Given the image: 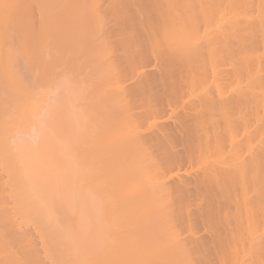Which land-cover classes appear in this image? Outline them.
Here are the masks:
<instances>
[{"label":"rangeland","instance_id":"374dc122","mask_svg":"<svg viewBox=\"0 0 264 264\" xmlns=\"http://www.w3.org/2000/svg\"><path fill=\"white\" fill-rule=\"evenodd\" d=\"M6 1L7 0H0V19L1 18H2V20H4V18H5V20L8 19V24L5 27H3V28H1V22H0V33H1V30H2V33L1 34H3L2 38L4 39V38L7 37L6 38V41L5 40L3 41V39L1 40V38H0V53L3 52V51L5 52L8 47H14L15 45L13 46V43H15V41H16L15 44H17V40H15L13 42L10 40L8 42V39H10L8 36L10 34H12V35H10L11 38L14 37L13 40L14 39H17V38L18 39H21L22 38L23 41H25L24 44L25 43L26 44H25V50L24 51H25V55H26L27 58L34 59V55H36L35 54L36 53L35 51L40 46L39 47L40 48L39 50H41L43 52L41 53L40 56L38 54L36 57L38 59L41 58V60H42L41 66L42 65L43 66H42L41 69H43V67L44 68L45 67H49V66H47L48 65L47 63H46L47 65L45 64V61H50L51 60L50 62H52V63L49 62V64H52L53 65L52 72L47 75L49 77V79H48V77L44 78V80H43L44 83L43 84L47 83V87H49V84H51L49 88H51V87L53 88V87H56L58 85V79H61L60 77H63L65 75L69 76L70 81H71V85H73V87L75 89L77 87L78 92L81 91V90L83 92V93L80 92V94L82 93L81 94V99H80V104L77 105V108L78 109H79V106H81V108H82V109L80 108L81 110H84L85 108H87V106H90V111L93 108H95V109H97L99 111V108L102 107L99 104L100 101H101V104L102 105H106L107 104L108 111L110 110V113L108 114V116L110 115V117H111L112 113L113 114H114V112L116 113V111H115L116 108L115 107L112 108V106L111 107L109 106V104H111V103L114 102L113 100L117 96V95L112 94L113 92L116 93L115 91H113V88L116 87L114 90H117L118 88H120V90H122L121 92L124 93V94H122V97H123L122 99L125 100L124 103L128 105L127 106L128 107V110H129L128 113H130V116L129 117H131V115H133L134 120H135L134 121V120H132V118H130L131 119V120H129L130 123L128 122V124H131V122H134L133 125H132V127H131L132 128L131 129L132 131L130 129H128L127 130L128 132L123 133L124 135L123 134H117V135H115V133H113V130H112L113 129V127H112L113 125L110 122L113 123V122H116L117 121L116 120L117 119L116 118L117 117L116 115H113L112 116L113 119L111 117V119L109 120V123L107 121V123L103 124L100 121L103 122L104 120H102V119L99 120V118H100L99 116L95 117L97 114L99 115V112L98 111H96V110L93 109L92 111H96V112H92L93 115H90L91 112L88 111L90 116L87 115L88 113L87 114L84 113L85 110L82 111V113L85 116H87V117H85L86 120L89 121L90 118H91V116L94 117L93 119H95L97 123L99 122L100 124H103V125H99L100 127H102L101 129H103V131H104V127L106 126V127H108L107 129L109 130V132H107V130H105L106 132L104 131V132H100V134H98L100 129H97V128H99V126L95 123V120H93V119H92L93 121L90 120V122H88V124L86 125V127H84V126L82 127V130H81L82 132H80V135H78V138H77L76 143H75V148H76L77 155L79 154L80 157L81 156L84 157V158L83 157H81V158L79 157L78 158L79 159V163L82 164L83 161L85 160L86 162L84 161V163H86V165H87L88 162L91 161L90 155L91 154H94V153L95 154L94 155H91V157L94 156V159H97L98 158V155H96V152L98 151L97 154H99V151H101L102 148L105 151H106V149L110 150L109 152H107L108 150L106 151L108 154H105L106 152L105 153L102 152L104 154V156L106 157L105 160H104V162L106 160L113 161V159L116 156H115V154H112L111 151H114L113 153H116L117 150L119 149V146L121 147V149L124 148L122 145H128V147L126 149H129V147H132V149L134 148V150H135L136 149L135 146H137V143H138V141L136 142V140L139 139V143H138L139 146L142 147V148L144 147L145 150H143L144 148L143 149H141V148L138 149L139 146H137V150L138 151L141 150L140 152L144 151V152H142V155L144 153L146 157L148 156L147 154H149V156H151V157H149V156L148 157L150 158V160H152V164H153V166H152L151 164L148 163L149 162L148 160H147L148 162L146 161L147 162L146 163L144 161V159L143 160L141 159L140 162H141V164H143L141 166L142 167V170H143V172L145 170L146 171L148 170V172H146V174L151 175V173H149V171H151V168L150 167L151 166L153 167L152 168L153 169L152 170V174H154V176L152 175V180L150 181V182H152V185H153L152 190L154 189L153 192L155 193V195L157 197L158 196L159 197H161V196L163 197V195H165V197H166L165 199H167V200H165L167 202V203H165V204H167L165 206H167V208L169 207L168 208V211H169L168 212V217H169V219L171 218L174 221L175 224L173 223V225H175L176 231H177L178 234H177V237H176L177 239H175V240L174 239H171V238L169 239L168 238L169 235L167 236L168 233L166 232L165 229L162 230L161 228H159V230H158L157 227H156L157 231H159V234H158L159 237L157 235L156 236L157 238H154L153 239L154 240V244H153V240L152 239H148L147 240L146 238H144L142 236V234L139 233L140 232L139 229H137V230L134 229L135 232H133V230L130 228L131 223L128 222L129 221L128 219H127V222L130 225H128L126 222H121V220L117 219L116 215H114L115 213L120 212L119 211L120 209H121V212H122L125 209V208L123 209V207H125V206H127L126 207V210H130L129 208H131V207H128V206H130V205H128V202L126 200H124L125 199V196L123 197V195H125V194H122L126 190H127L126 193L128 194V189H125V186H127V183L129 181L126 183V185H125V181H124V184L121 182L122 187L124 186V190L125 191L121 193V191L119 189H117L119 191L113 190L112 192L115 194L116 197H113V195H112V198L111 199H110L109 196L111 195V189L112 188H110V187H109V189L106 188V190L108 192H110V195H107L108 193L106 194L107 195V197H106L107 200H105V201H107V205L108 206H109V204L110 205H112V204L115 205V204H117V201H119L117 199H119V198L121 199L122 197L124 198V199L122 198L123 199V201H122L123 203L119 201L120 203H122L121 204L122 206L118 205L120 207L119 208L117 207L119 210H117V208H116L115 211H114V206L112 205L113 206V209L110 208L109 209V212H108V214H111L112 217H113V218L111 217L112 219H110V224H111V226H113V225L115 226L116 225L115 227L113 226L115 228V230H114L113 227H110L109 226L110 230H109V228L108 229L105 228L104 231H102L108 237L107 243H109V244L105 243V244H107V247L108 248H112L113 245L115 246L117 244V241L119 240L120 246H118L119 244L117 246H118V249L119 248L121 249V250L119 249L121 251L120 252L121 253L120 257L123 256L122 257V261L121 260H120V262L118 261L119 264H132L131 263L132 260H133V264H136V262H137V264H152L153 262H151L152 260L150 261V259H152V256H151L153 254L152 250H156V249H153L154 248L153 246H156V245H157L156 246L157 249L159 248L158 250H156V252L158 251V254H159V255L157 254L158 257L160 258L161 255H162V257L160 258L161 260H165L167 257L168 258H173V256H174V259L176 258L178 260L177 257H181L180 256L181 254H179V253L182 252V254H183V251H182V248L183 247L179 243H181V244L183 243V246H186L187 249L185 247L184 248L186 250H189L190 251V252L188 251V255H189V259L190 260H194V261L197 260V262L199 264L200 263L199 261H201V259L203 261H204V259H206V261H208V259H209L211 262H213V263H211L209 261V264H215V263L216 264H220V262H219L218 259L221 258L222 253L219 252V249H218L219 246H217V244H216L217 243L216 239L213 238L214 239V241H213L212 238H211L212 227H214L215 225H217L220 228V232H223V234H226L227 231H230L229 229H231L233 231V229L235 230V228H237V227L239 228L238 237H239V234L241 233L240 234V237H242V239L239 238L240 240H238V241L236 240V242H239V243H236L235 246H233V247L232 246L230 247L228 245L229 248L225 247L226 248V249L224 248L225 250L222 249V251H225V254L223 252L224 257L227 256V255H229V254H231L229 256L232 257L233 256L232 255L233 254L232 252L235 249L234 254L237 252L238 255L243 256V257L245 256L243 258L244 260L245 259L247 260V262H245V264H264V169H263L264 168V161H263L264 160V149L263 150L260 149L261 147L262 148L264 147V142H262V146L259 148V144L261 143L262 139H264V133H263L264 132V126L263 125H260V124H264V122H263V120H264L263 119L264 118V113L262 112L264 109H263V107H261V109H260V106L261 105L257 102L258 105H260V106H256V104L253 101V99H254L253 96L255 95V93H258L259 92V90H258V92H254L255 90H257L256 89L257 87L256 88L254 87L252 89V91L254 90L253 91L254 94L252 93L251 94L252 96H250V94H249L250 92L246 90V86H245V84H246V82L248 80L247 78L249 77V75L246 76V74L247 73H249V74L251 73L252 74V71L254 70V68L257 65V62L255 63L256 59H254L253 57L256 56L255 58H257V56H259V54L261 55L263 53V49H262V47H261L260 44H259V46L257 45L255 47L254 46L253 47L251 46V49H250V47H249L250 44H249V46H247L248 40H247V37L246 36L249 33H253L254 34L256 31H257L256 32V35H264V32L262 30H259V29H261V28H259L260 26L258 25V24H260V22L256 20V19H258L257 16L259 14H260L259 16H261V14L262 15L264 14V0H171L172 1V4L174 5V8H176V11H177L176 13L178 15H181V13L183 15L186 12L188 16L190 14L192 16V19H191V22L190 23L189 22L186 23V22H183V21L181 22L179 20L178 21V24L179 25L182 24L179 27V25L177 24V21H175L176 23H173L174 25H172V24L170 25L169 24V26H172L171 28L170 27L167 28V26H165L164 23L162 22L161 19H163V18L161 16H162L163 13H161V15L159 14L161 11L164 10L165 6L168 3L169 4L167 5V8H168V6L169 7L172 6V5H170L171 3L168 0H167V4L165 2L166 0H95V2L97 1L98 3L96 4V6H93V7H95V11H97L98 14L101 16V18L103 19V22H101V24L104 23V27L103 28L101 27V29L103 30L105 28L104 29L105 31H102L101 30L103 33L100 32V31L98 32V34H99L98 36L99 37H97V35L95 36L93 34H90V35L86 34V30L83 32V29H87L88 26H85V28H84V24L86 25V23H87L86 20L84 21V19H86V18H84V16H81L79 13L84 12L83 11L85 9L84 6L88 4V3H86L87 0H83L84 2L81 1V0H80L81 2L79 0H77L78 2L75 1V0H56V1L55 0H27V1L26 0H18L17 3H15L16 0H13L15 2H12V0H9L8 3H5ZM89 1L90 0H88V2ZM159 1H160L161 5H160ZM122 2H123V4H122ZM163 2H165V3H163ZM52 3H55V4H52ZM188 3H190V4H188ZM249 3H250V5H249ZM236 4H237V6H236ZM28 5H29V7H28ZM175 5H176V7H175ZM82 6L84 8H82ZM177 6H179V7H177ZM59 7H61V8L59 9ZM93 7L91 5L89 8L91 9ZM23 10H25V12ZM93 10H94V8L92 9V11ZM104 11H106V12H104ZM114 11H116V12H114ZM157 12H159V13H157ZM12 13H14V14H12ZM40 13H43V14L45 13V14L43 15V14H40ZM107 13L108 14L110 13V14L108 15ZM29 14H31V15H29ZM71 14H72V17H71ZM73 14H75V15H73ZM148 14H150V15H148ZM114 15H116V16H114ZM73 16H74V18H73ZM76 16H78V17H76ZM45 18L47 20H45ZM82 18H84V19H82ZM218 18H221L223 20L222 22L225 21V23L226 22L227 23L225 25H222L223 23H220ZM42 19H43L44 23L43 22H40V20L42 21ZM70 19L73 20V21L71 22ZM249 20H250V22H249ZM228 21H229V23H228ZM217 22H219V23L217 24ZM78 23L80 25H78ZM73 24H76V26H74ZM175 24L178 25V26H176ZM72 25L74 27H72ZM235 25L237 26V28H236ZM77 26H79L80 28L77 27ZM100 26H103V24L100 25ZM164 26H165V28H164ZM42 27H43V30H42ZM175 27L177 29H175ZM178 27H179V29H181L180 31H179ZM257 28H258V30H257ZM64 29H65V31H64ZM72 29L76 33L75 32H72ZM170 29L172 31H174V32H172ZM212 29H213V31H212ZM217 29L219 30V32H218ZM80 30H82V31H80ZM184 30H185V32L186 31L188 32V31L191 30L193 32V34H195L194 36L197 39V41L200 40V42H198V43L201 44V46H199L200 44H198V48L196 50L197 52L195 53V55H194V53L192 55H190V58L192 57V60L189 59L190 62H188L189 55L186 56V58H185V55L187 54V52H186L187 51L186 50V47L187 46L185 48L183 47L186 50V51L183 52L182 49L180 50L177 47V45L168 42V40L171 41V42L172 41L173 42L175 41V38L176 37L173 39L174 36H173L172 33H176V31H177V32H179V35H180V34H182V32ZM8 31H10V32H8ZM72 33L73 34L75 33V34L73 35ZM83 33H85V34H83ZM257 33H259V34H257ZM4 34H5L6 37H4ZM169 34H172V35H169ZM237 35H239V36L242 37V40H241V44L240 45H238L237 41H235V38H234V37H236V38L239 37ZM16 36H17V38H15ZM35 36H37L38 39H36L37 37H35ZM81 36H82V39H81ZM103 36L104 37H107L108 36V37L107 38H104ZM207 36L208 37L210 36L209 40L211 39V43H210L211 45H209V48H210L209 49V53L207 51L208 50L207 49V46L204 45V43H203V39L204 38L207 39ZM44 37L46 38V40H45ZM96 37L97 38L102 37L105 40L104 41L102 39L104 43L99 44L101 47L98 46L100 48V51H102V49L104 51L106 50V55H108V58H110L112 56L111 59H109V60L112 61L113 65H112L111 62H108V63H110L112 65V70L115 69L113 71L114 75H113V73H111V75H110L111 77L113 75V78H115L114 80H111L113 78H110V80L112 82L115 81L113 85H112L111 82H110V84H106L105 85V84H102L101 83L102 81L101 82L99 81L100 80V77H102L101 76V72H102L101 70H102L103 66H102V68H100L101 65H99V64L96 65L95 64L97 67L92 65V67H90L88 69H86L85 66H84V64H85V58L86 57H89L90 55H92V52L93 51H94L93 54L95 53V50L93 49V47L90 48L89 45H90L91 42H93L92 40H95L94 41L95 43L99 40V39H95ZM255 38H256V40H257V38L260 40V36H255ZM74 39H77V40H74ZM39 40H41V42ZM182 40H184V37H183ZM78 41H80V42H78ZM166 41H167V43H166ZM243 41H244V44H243ZM1 42H2V44H1ZM11 42H12V44H11ZM106 42H108L109 44L107 45ZM110 42H111V45H110ZM182 42L185 43L184 41H182ZM73 43H76V44L74 45ZM9 44L12 45V46H10ZM104 44L107 45V48H106V46ZM76 45H78L77 49H76V47H74ZM104 46H105V49H104ZM169 46H170V48H169ZM28 47L31 48V50ZM174 47H177L178 50L179 51H182L185 55L181 54L182 52H179L177 49H174ZM219 47L221 49H219ZM54 48H55V50H53ZM164 48H165L166 51L164 50ZM236 48L237 49L239 48L238 51H237ZM167 49H168V51H167ZM172 49H174V51L171 52L170 50H172ZM33 50H35V51H33ZM88 50H91V51H88ZM158 50H160V52ZM11 51H13V48H12ZM31 51H33V52H31ZM104 51H102V52H104ZM107 51H108V53H107ZM163 51H165V53H162ZM169 51H170V55L168 53ZM6 52H8V50ZM53 52H55L56 54L53 53ZM81 52H83V53H81ZM206 52H207V54H206ZM159 53L160 54L162 53L163 56H161V55L159 56ZM166 53H167V55H166ZM239 53H240V56H238ZM13 54H14V51H13ZM17 54H18V52H17ZM67 54H68V56H67ZM78 54H80V55L83 54V55L80 56ZM46 55H48V56H46ZM76 55H78L79 57H77ZM84 55L86 57L82 58ZM172 55L175 58V60L172 57ZM235 55H237L238 57L235 56ZM167 56L170 57V58H167ZM183 56H184L185 59L183 58ZM14 57H15V55H14ZM74 57H76L78 59H75L74 60ZM134 57L136 59H134ZM160 57L161 58L163 57V58L160 59ZM180 57H182V58L180 59ZM239 57H241V60L238 59L237 62H235L236 58H239ZM1 58L2 57L0 55V59ZM17 58L20 59L21 57L19 58V55H18ZM37 58H36L37 62H36V60L35 61H32V62H36L38 64V59ZM91 58H93V57H91ZM121 59H124V60H121ZM133 59H134V64H132ZM206 59H208V60H206ZM83 60H84V62H83ZM181 60L183 62H185L184 60H187L186 62L189 63V66L185 65L187 63H183ZM179 61H181V62H179ZM71 62L72 63L74 62V63L72 64ZM130 62H131V64H130ZM173 62H175V63H173ZM197 62H198V64H197ZM114 63H116V64H114ZM128 63L130 64L131 69H130ZM142 63H143V65H142ZM0 64L1 65L3 64L2 60L0 61ZM33 64H35V63H33ZM65 64L67 65V67L64 66ZM177 64L179 66L181 65V67H178L177 68ZM237 64L240 66V69L238 70L237 74L234 75L235 74L236 66H238ZM19 65L20 66H18V67L21 68V64L20 63H19ZM201 65H203V66H201ZM35 66H36V64H35ZM35 66H33V67L35 68ZM113 66H114V68H113ZM136 66H138V67H136ZM185 66H187V67H185ZM13 67H14L13 69L16 70V68H15L16 66H13ZM30 67H32V66H30ZM71 68H72V70H71ZM168 68H169L170 71L168 70ZM37 69H39V68L37 67ZM36 70H34V69L29 70V72H31V73H28V72H26L27 70H25V67H24V72L22 70V74H24V77L21 76V78H24L25 79L27 77V75H28V78L25 79L26 83H28L30 81V82L33 83L32 85H35L36 80H35V78L34 79H32V78L34 77L33 76L34 73L37 75ZM131 70H132V72H131ZM53 71H55V72L53 73ZM99 71H100V73H99ZM233 71H234V73H233ZM2 73H4V72H2ZM25 73H26V76H25ZM99 74H100V76H99ZM131 74L133 75L132 76L133 78L131 77ZM29 75H31V76L29 77ZM89 76H90V78H89ZM235 76H238L239 79H236L235 80L234 78H237ZM54 77H55V79H54ZM98 77H99V80H97ZM2 78H4V77H2ZM2 78H0V80H1L0 81V87H1V84H2V80H5L6 78H8V76H6L5 79H2ZM191 78H192V80H190ZM15 79L16 78H13V81L14 82H15ZM27 79H29L28 82H27ZM183 79H185V80L187 79L188 82H190V83H188V82L185 83L186 81H184ZM47 80H48V82H47ZM49 80H52V81L49 82ZM234 80L236 82L239 80L238 81L239 83L242 82V85L241 84L240 85L242 87L244 85L245 86V87H243L244 88V91H247L246 93H244V91L243 92H240V93H243V96H242V94H241V96L239 95L240 96V99L242 101L239 100L238 95L235 96L236 95V92H235L236 90L234 91V89L236 88V86H235L236 82ZM17 81H19V80H17ZM85 81L88 82V83H86ZM97 81H98V83L100 82L102 85L100 86V84L99 85L96 84ZM30 82H29V84H31ZM90 82H92V84ZM144 82H145L146 85L143 84ZM182 82H184V83H182ZM107 83H109V82H107ZM115 83L117 84V86L115 85ZM90 84L92 85V88H91V85ZM136 84H137V86H136ZM109 86L112 89H109ZM144 86H146V87L144 88ZM15 87H17V88L18 87L19 88L22 87L20 90L23 91V93L26 90V89L23 88V85L22 86H15ZM1 88H2L3 94H2ZM1 88H0V91H1L0 92V97H2V98L3 97H8L7 99H9V97H13L14 94H16V97H13V98L22 97L25 100H27V99L30 100L31 99L30 96H27L29 94L28 91H26L27 95H25L26 93L24 95L23 94L19 95L16 92L17 88L15 89V92L16 93H14L13 90H9L11 92H8V90H3V87H1ZM43 88H44V86L41 87V89H43ZM98 88H103V90L102 89L99 90ZM104 88H107V90L105 91ZM45 89H46V86H45ZM130 89H131V91H130ZM175 89H176V91H175ZM95 90H97V91H95ZM4 91H5L6 95H5ZM153 91H155V92H153ZM10 93L11 94L14 93L13 96L10 95ZM106 93H107V95H106ZM133 93H134V95L135 94L136 95L134 96ZM154 93H155V95H154ZM219 93H220V95H219ZM1 94L3 96H1ZM111 94L114 95V96H112ZM166 94H170V95H166ZM246 95H249V96H246ZM256 95H258V94H256ZM256 95H255V97H256ZM136 96L137 97L139 96V97L137 98ZM205 96H207V97H205ZM111 97L112 98L115 97V98L112 99V102H109L111 100ZM218 97H220V98H218ZM237 97H238V99H237ZM232 98H234V99H232ZM133 99H134V101H133ZM205 99H207V100H205ZM3 100H5V99H3ZM1 101L2 100H0V105H1L0 108L5 107L6 104H7V107L6 108H9L8 106L11 104L9 100H7V101H9V103H5L4 102V105H3V101H2V103H1ZM186 101H187V103H186ZM205 101H206V103H205ZM246 101H248V102H246ZM172 102H174V103L172 104ZM193 102H194V104H193ZM219 103H221V104H219ZM200 104H202V105L200 106ZM205 104H207V105L206 106H203ZM210 104H211V106H210ZM83 105H85V106H83ZM198 105H199V107H198ZM204 107H206V109L205 110H202V108L204 109ZM219 107H220V109H219ZM232 107H234V108H232ZM211 108H212L213 111L211 110ZM254 108H256V109H254ZM9 109H11V106H10ZM255 110H257V111H255ZM198 111H199V113H198ZM220 111H221V113H220ZM225 111H227V112H225ZM142 112H143V114H142ZM148 112L153 113V114H150ZM12 113H13V110L10 112V115H12ZM94 113H96V114H94ZM201 113H202V115H201ZM204 113H205V115H204ZM149 114H150V116H149ZM197 114H198V117L199 116H201V117L197 118V120H196ZM237 114L241 115L242 118L237 119V121H236V118H238V115ZM10 115L8 114V115H6V116L3 117V120L4 121H6L9 118V120L6 121L8 123H6L3 120H1L2 119L1 118L0 119V125L2 123L3 124L4 123L7 124L8 127H9V125H12V121H13V118L15 116H13V118H12V116H10ZM146 115H148V116H146ZM175 115H177L178 117L175 116ZM181 115H183V116H181ZM224 115H226V116L229 115L230 116L231 119L229 118L230 119L229 121H230V124H232V126H228V124L226 125V123H228V121H226V118H224L225 117ZM235 116H237V117L235 118ZM5 117H8V118L7 119H4ZM110 117L105 118V119L108 120ZM139 118L141 120H139ZM234 118H235V120H234ZM258 118L260 119V121H261V119H263L261 121L263 123H261ZM188 119L190 120L189 122H188ZM176 120H178V121H176ZM238 120L241 121V122H239ZM242 120L245 121V122L243 123ZM200 121H201V123H200ZM85 122H87V121H85ZM135 122H137V123L135 124ZM178 122H179V124H178ZM90 123L92 124V126H97V128L93 127L94 128L93 129L92 126H89V125H91ZM181 123L182 124H185L186 126L182 125ZM192 123H194L193 126H189ZM93 124H96V125H93ZM107 124H108V126H107ZM158 124H159V126H158ZM174 124H176V125H174ZM234 124H235V126H234ZM149 125L152 126L151 129H150ZM3 127L4 126H2V128ZM110 127H111V129H110ZM228 127L231 128V131H229L228 133H231L233 140L232 139L230 140L231 136L227 133V130L226 129ZM186 128L189 131V133H188L187 130H185ZM5 129H6V132H5L6 134H4L3 131H1L3 129L0 130V136H1L0 137L1 138L0 139V143L3 142L4 143V144L2 143L3 145H6L9 142V138H8L9 135H10L9 133L12 134V131L13 130H11V129H13V127L11 129L9 127V130L11 132H9V130H7L8 128L5 127ZM255 129H256V131L258 133L255 131ZM129 130L131 131V133H129ZM133 131L135 133H133ZM160 131L164 133L163 134L164 137H160L161 134H162ZM188 134H190V135H188ZM248 134L249 135H252L253 134V136L255 138L253 137V139H250L251 140L250 141L249 140L250 137L249 138L247 137L248 138V141H249L248 142L247 139H246V136H248ZM82 135H83V137H82ZM100 135L102 136L103 141L105 142V143H102V145H101V141L99 142L98 141V138L96 139V137L99 136V140H100ZM121 135H122V137H121ZM131 135H133V138L131 137ZM134 135H138V137L136 138V136H134ZM207 135H208V137H207ZM128 136L130 138H132V140L130 138H128ZM226 136H228V137H226ZM94 137H95L96 140L94 139ZM105 137H106V139H105ZM116 137H117V141L115 140ZM2 138H5L6 141H8V142H4L5 139H3V141H2ZM80 138H82V142H81V139ZM124 139H125L126 142H128L127 144L124 141ZM129 139L131 140V142L129 141ZM260 139H261V141H260ZM216 140H218V142ZM234 140H237V143L236 142H232V143H234V145L236 143L237 146H239V147L242 146L243 147V148L240 147L239 150H238V152H237V155H234L236 157L233 156L232 151H231L232 150L231 141H234ZM106 141H108V142L106 143ZM114 141H115V143H114ZM97 142H98V144H97ZM116 142H118V143H116ZM108 143H110V144H108ZM120 143H122V144H120ZM123 143H125V144H123ZM133 143H134L135 146L133 145ZM150 143L152 145H150ZM193 143H194V145H193ZM249 143L254 144L255 146L258 145V146H256V148L258 147L257 150H256V152H257V154H259V156L256 154L257 155L256 160H257V165H258L257 166L258 171L254 175L255 177L254 176H251L252 171L248 168V165H246L247 159L249 161L250 158H251V157H249V153H248L249 151H247V155L244 154V153H246L245 150H244L245 147H247L248 150H249V147H251V145L248 146ZM2 144H0V145H2ZM114 144H118L119 146L117 147ZM129 144H131V145H129ZM140 144H142L143 146L140 145ZM197 144L200 145L199 146L200 148L197 147L198 146ZM98 145H99V147H98ZM109 145H110V147H109ZM204 146H205V149L207 148L206 149L207 152L204 149ZM6 147L8 148V145ZM188 147H193V149L194 148L195 149H194V151L191 152L190 150L192 148H190V150H189V149H187ZM196 147L199 150L198 149L196 150ZM254 147H252V148L253 149H256ZM99 148H101V149H99ZM113 149H115V150H113ZM121 149H119V151H121ZM241 149H243V150H241ZM203 150H205V151H203ZM258 150H260V151H258ZM79 151H82V153H80ZM133 151H131V149H130V150H128V153L131 154V152H132V154L134 155ZM193 152L196 153V157H195V154H192L189 157V154L188 153H193ZM209 153H211V155ZM170 154H171V157L173 155L174 158H171L170 157ZM198 154L200 155V157H199ZM215 154L216 155L223 156V159L217 160L218 162L215 165L218 168H220V170L219 169L217 170V174L215 172V169H213V168H215L214 165H211V168L212 169L210 168V171L212 173L215 172L214 175H216V177H217L216 179L218 181L216 183L210 182L212 184H208L207 182L203 183V179H202V182L199 181V180H201V179H199L201 177H198V176H202L201 175V174H203L202 169L205 170L204 169L205 166H206L205 168L207 170L209 169V166H208L209 164L204 165V164H201V163H204L207 160L208 161H212L215 158ZM100 155H101V153H100ZM197 155H198V158H197ZM113 156H115V157L113 158ZM176 156H177V158H176ZM203 156H204V158H201ZM226 156H228V157H226ZM95 157H97V158H95ZM129 157H130V155H129ZM133 157H135V155ZM206 157L209 158V159H207ZM8 158H9V156H8ZM82 158H83V160H82ZM190 158H192V160ZM199 159H202V160L204 159V160L203 161L201 160L202 161L201 162ZM258 159H259V161H258ZM4 160L7 161V159H6L5 156H4ZM8 161H9V159H8ZM8 161H7V163H8ZM231 161H232V163H231ZM240 161H242V162L244 161V163L246 162L245 163L246 168H244V171H245L246 175L249 174L248 176L244 175L245 176L244 179H246L247 181H244V183L241 184V185L238 182H235V181L232 180L233 179V175H231V173H227V175H226L225 172H224L225 170H223L224 169L223 167L227 168L228 167V164H229L228 169L230 171L231 170L230 167L233 168V166L235 164L237 165L236 162H239L240 163ZM222 162L224 164H222ZM4 163H5V161H4ZM84 163H83V165H84ZM91 163H92V161H91ZM145 163L147 165H149L147 167V169H146V164ZM219 163H220V165L222 164L221 167H220ZM239 163H238V165L241 166V163L240 164ZM244 163L242 165L243 167H244ZM2 164H1V159H0V166H2ZM95 164L97 166L100 165V167H101V164L99 162H96V160H95V163L93 164V169H94L93 171L94 172H97V169L100 168V167H98V168L96 167L95 168V166H94ZM110 164H112V162H110ZM232 164H234V165L232 166ZM111 167H113V165H111ZM165 167H167V168H165ZM1 168H0V192H1L0 194L3 195L1 198L3 199V201H4L5 204L4 203H1V202H3L1 200L0 201V203H1L0 204V207H2L1 206L2 204H3V207L6 206L5 208L8 210L7 213H9V215L11 217V222H13L11 224H13V225L16 224V225L9 226V224H7L9 227H13L11 229L6 225L7 228L10 231L11 230L12 231L10 232L8 230V232L5 231V233H4V234H7L6 235L7 238L5 237V240L6 241H4V243L6 242L4 244L5 247L3 246V242H0L1 243V245H0V255L1 256L0 257H5V256H9V255H10L9 257H11V256L14 255L15 259L17 258L16 259L17 262L14 261V259H13L12 262H14V263L11 262V264H22V263L23 264H64V263L65 264H73L76 261V260L73 261V258H75V257L71 253L70 250L68 251V254H67V249H69L68 246L66 247L67 249L65 248V250L62 247L63 245H65V243L63 242L62 235H60L59 232L57 233V235L59 234L58 235L59 237L57 236L59 242H56L57 240H56V238H54L55 236L53 237L55 239L54 240L50 236L51 233L43 232L42 226L44 225L43 224L44 221L42 222V220H41V224L42 225H40V221L38 222L36 220L35 216L32 217L33 215L32 216L29 215L28 216V221H26V223L25 222L22 223L21 222V218L18 217L15 213L12 212V209H13V207L15 205V201H14V199L10 198V195H8V194H10L13 189H15L16 187H18V185L15 186L16 184L12 183L13 184V186H12L13 189H10L11 188L10 185L7 187V185H6L7 184V181H10L8 179V176L10 175L9 177H11V174H9L7 176V174H5V172H3V170ZM143 168H145V170ZM148 168H150V170ZM212 170H214V171H212ZM93 171H91V173H93ZM210 171H208V172H210ZM229 171H227V172H229ZM247 171H249L251 173H249V172L247 173ZM206 172L207 171H205L204 173H206ZM94 174H93V176H94ZM186 175H187V177H186ZM211 176H212V174H211ZM227 176H228V178H227ZM249 176L250 177H254V179H256L257 177L258 178L260 177L259 178L260 179L259 180L260 183L258 182V178L256 180H254V182H253V180L252 181H249L250 180L249 179ZM132 178L130 177V179H132ZM183 179L186 182L183 181ZM132 180H134V179H132ZM176 180H177V182H175ZM179 180H180V182L182 180L181 185L183 183L184 185L187 184V186H184V185L183 186H180L179 185L177 187V185H178L177 183H178ZM196 180H198V182H201V183H198ZM82 181L80 183H78V188L82 189V190H80V191H82L81 193L88 194L89 193V190H90L91 191V194H97L98 195V196L97 195L94 196V198H95L94 200H91V202H93L92 205L93 206L94 205L95 206H100L101 204H103L102 194L99 193V188L101 189L102 186L98 185L99 181H98V183H95L94 181H92V183H90V182H88V180L87 181L82 180ZM117 181H118V178L115 177L114 175H113V179L112 178L110 179V176H109V178H108V185H111V184L114 185V184H116ZM195 181H196V183H195ZM10 182H8V184H10ZM130 182H131V180H130ZM150 182L148 183V186L146 185V187H148V188L150 187V184H151ZM83 183H84V185L82 186ZM119 183L120 182H118V184ZM108 185L107 186L104 185V186L108 187ZM173 185L175 187H173ZM114 186L116 187V185H114ZM122 187H119V188H122ZM144 187H145V183H143L142 186L140 187V189H141L140 191L144 192V190L146 188V187L145 188ZM161 187H163V188L161 189ZM213 187H214V189L216 191H214V189H212ZM240 187H241V189H240ZM18 188H19V190H22V189H20V186ZM85 189H87L88 192L85 191ZM113 189H115V188H113ZM122 190H123V188H122ZM148 190L150 191V189H148ZM16 191L18 192V189ZM16 191H14V192H16ZM84 191H85V193H84ZM213 191L215 192V194H213ZM14 192L12 191V194ZM142 192H140L141 193V196L143 195ZM205 192H208L209 194L208 193H205ZM218 192H219V194H218ZM216 193H217V197L216 198L215 197H211V195L212 196L213 195L216 196ZM15 194H17V193H14V198L16 199V197H15L16 195ZM78 194H80V192ZM146 194H147V192L144 195H146ZM206 194H208V196L210 197V199H209L208 196H206ZM241 194H243L245 196V198H247V200H248L247 201L248 203L245 206H242L241 200H242V198L244 196L243 195L241 196ZM17 195H19L18 197L24 198V195L22 194V191H19V193ZM76 196L77 195H75V197L73 199V201L74 200L76 201L75 203H77V201L80 199V198H78L79 196H77V197ZM81 196H83V195L81 194ZM108 197H109V199H108ZM22 198L21 199L19 198V199L22 200ZM81 198L83 199V197H81ZM86 198H84V199H86ZM113 198H117V199L114 200ZM232 198L234 199L233 201H232ZM82 199H80L79 201H81ZM148 199L149 198L147 197V198H145V200L144 199L142 200V201H144V204H146L145 203L146 201L147 202L149 201ZM207 199H209V200H207ZM235 199H236V201H235ZM156 200L158 202V200H160V199L159 198H156ZM23 201L24 202H27L28 200L25 201V199H24ZM83 201H84V203H83ZM83 201L80 202L81 204H78V203L77 204L80 205V207H82V204L83 205H85V204L86 205H89L90 204V203L88 204L85 200H83ZM101 201H102V203H101ZM209 201H211V202H209ZM28 202H31V200H29ZM227 202H229V203H227ZM125 203L127 205H125ZM217 204H219L220 206H217ZM213 205H215L217 207V209L214 206L213 207L214 209L212 210V206ZM206 206L208 208H206ZM115 207H116V205H115ZM82 208L84 209L86 207L84 206ZM208 209H210L212 211H209ZM0 210L2 211V208H0ZM202 210L205 212V214H204V212H202ZM237 211H239V212H237ZM150 212L151 211H149L148 213L151 215L152 213H150ZM209 212L214 213L213 216H210V215H212V213L210 214ZM235 212H236V214H235ZM246 212H252V214H251L252 222H249L250 225H249V223L247 221H245V219H246L245 217L248 216V214L245 215ZM155 214L157 215V212ZM132 215L133 214H131V216ZM224 215H226V218H225ZM233 215H236L237 217L240 215L238 217V220L239 221H237L236 223L234 222L236 218L233 219ZM0 216H1V214H0ZM222 216H224V217H222ZM94 217L97 219L96 216H94ZM210 217H212V221H210V223H209L207 221H209L211 219ZM30 218H32L35 222H32L33 220L31 221ZM133 218H134V216L131 217V220H133ZM223 218L226 219L227 221L224 220ZM227 218H230V219H227ZM113 219H114L115 222L113 221ZM186 219H187V222L189 221L188 222L189 225L186 222ZM216 219H218L219 221L216 220ZM222 219L225 221L226 224L224 223V221H221ZM9 220H10V218H9ZM214 221H216V222H214ZM248 225L250 227L251 226H254L255 228L253 227V229H251V231L249 230V228H248V230H246L245 227L247 228ZM209 226H210V228H209ZM131 227H132V225H131ZM225 227H226V229H225ZM228 227H230V228H228ZM7 228H6V230H7ZM111 228L113 229L112 231H111ZM128 228H129V230H128ZM238 228L236 229V231L238 230ZM116 229L119 230V231H117ZM92 231L93 230H91V232ZM136 231H138V233H137L138 234V237H137ZM163 231H165V232H163ZM248 231H250V234H249ZM130 232L131 233L133 232V234L135 233L136 236L135 235L134 236L133 235L131 236V234L129 235ZM160 233H161V236H160ZM47 234L50 237H47ZM162 234H163V236H162ZM141 236L144 239L143 241L146 240L145 243L140 242V241H142V239H139V238H141ZM132 237L134 239L133 241H131ZM238 237H237V239H238ZM258 237H259V239H258ZM47 238H49V239H47ZM50 238H52V240ZM122 239L125 240V241H123ZM45 240L46 241L49 240L51 242L47 241L48 243H46ZM156 240L158 241L159 245H158L157 242L155 244V241ZM166 240L167 241L169 240L170 242H167ZM11 241H13V243ZM148 241L149 242L151 241V242L148 243ZM173 241H175V243L176 242L177 243L175 244ZM113 242H115L116 244L113 243ZM256 242L257 243L259 242V243L257 244ZM149 244L151 245V248H150V245ZM161 244H162V246H160ZM166 244H167V246H165ZM169 244H170V246H169ZM45 245H46V247H45ZM251 245L253 246L252 248H251ZM255 245H258L256 248H258L259 250L254 248ZM163 246H165V247H163ZM107 247H106L107 254L110 253L111 251H114V250H112L113 248L110 251V249H108ZM145 247H147V248H145ZM170 247H172L173 249L170 250ZM247 247H249V248H247ZM90 248H91L90 249V251H91L92 250V247H90ZM250 248H251V250H250ZM1 249H3V250H1ZM114 249H116V248H114ZM161 249H162V251H161ZM166 249H169V252H167L168 250H166ZM248 250L250 251L251 254L248 252ZM163 251H164L165 255L163 254ZM175 251L177 253L178 252L179 253L177 254ZM93 252H88V253H86V255L87 256H91V255L93 256L94 255ZM144 252H147V253H144ZM228 252H229V254H228ZM171 253H172V255H171ZM220 253H221V255H220ZM49 254H50V256H49ZM64 254L65 255L67 254L69 257L66 256L67 257V259H66L64 257L65 256ZM173 254H175V255H173ZM124 255H126V256H124ZM138 255H139V257H138ZM110 256H111V254H110ZM135 256H136V258H139L140 260L142 259V261H144V263L142 261H140V260H139L140 262L139 261H135V260H138V259H135ZM165 256H167V257H165ZM229 256H227L228 259L227 258L226 259H227L228 264H231V261H229V260H232V258L229 257ZM257 257H258V261L256 259ZM181 258H179V259H181ZM89 259H91V258L89 257ZM126 259H128L129 261L127 260L125 262ZM254 259H256V260H254ZM115 260L117 261V259H115ZM161 260H159V262L157 261V264H164V263H162ZM22 261H24V262H22ZM113 261L114 260H112L111 263H109V264H113L114 263ZM254 261H256V262H254ZM9 262L10 261H8L7 264H10ZM2 263H4L3 260H2ZM89 263L90 264H97L95 262L92 263L91 260H90ZM225 263H226V260H225ZM116 264H117V262H116ZM201 264H205V262H202Z\"/></svg>","mask_w":264,"mask_h":264},{"label":"bare ground","instance_id":"6f19581e","mask_svg":"<svg viewBox=\"0 0 264 264\" xmlns=\"http://www.w3.org/2000/svg\"><path fill=\"white\" fill-rule=\"evenodd\" d=\"M8 1L9 0H7L5 3H8ZM17 1L18 0H16V2L15 1H13L12 0V2H15V3H17ZM27 1V0H26ZM56 1V0H55ZM75 1H77V0H75ZM80 1V0H79ZM81 1H83V0H81ZM80 1V2H81ZM171 4L170 5H172V6H168V8H167V5L169 4H167V0L165 1L166 2V6H165V8H164V12L163 11H161L160 13L159 12H157V13H159L160 15H161V13H163L162 14V18L163 19H161L162 20V22L164 23V25L165 26H167V28L168 27H172V26H169V24L171 25H174L173 23H176L175 21H177V24H178V21L180 20L181 22L183 21V22H186V23H190L191 22V19H192V16H191V14L188 16L187 15V13L185 12V14H183L182 15V13H181V15H178L176 12V8H174V5L172 4V1L171 0H168ZM59 2V1H58ZM74 2V1H73ZM78 2V1H77ZM84 2V1H83ZM113 2V1H112ZM120 2V1H119ZM146 2V1H145ZM156 2V1H155ZM165 2H163V3H165ZM236 2V1H235ZM25 3V2H24ZM69 3V2H68ZM86 3H88L87 5H85L84 7H85V9L83 10L84 12H81V13H79L81 16H84V18H86V19H84V18H82V19H84V21L86 20V25L84 24V28H85V26H88L87 27V29H83V32L86 30V34H88V35H90V34H93V35H97V37H99L98 35V32L100 31V32H102V31H105L104 29L102 30L101 29V27L103 28L104 27V23H102L103 24V26H100V25H102L101 24V22H103V19L101 18V16L98 14V12L97 11H95V7H93V6H96V4L98 3L97 1L95 2V0H90L89 2H88V0L86 1ZM85 3V4H86ZM135 3V2H134ZM133 3V4H134ZM159 3H160V1H159ZM175 3V2H174ZM253 3V2H252ZM11 4V3H10ZM52 4H55V3H52ZM65 4V3H64ZM80 4V3H79ZM101 4V3H100ZM113 4V3H112ZM122 4H123V2H122ZM121 4V5H122ZM150 4V3H149ZM176 4V3H175ZM188 4H190V3H188ZM18 5V4H17ZM46 5V4H45ZM61 5V4H60ZM92 5V7L94 8V10L92 11V9L93 8H89L90 6ZM160 5H161V3H160ZM249 5H250V3H249ZM8 6V5H7ZM41 6V5H40ZM57 6V5H56ZM70 6V5H69ZM98 6V5H97ZM101 6V5H100ZM141 6V5H140ZM185 6V5H184ZM236 6H237V4H236ZM6 7V6H5ZM16 7V6H15ZM28 7H29V5H28ZM38 7V6H37ZM83 6H82V8H84ZM132 7V6H131ZM130 7V8H131ZM175 7H176V5H175ZM177 7H179V6H177ZM247 7V6H246ZM11 8V7H10ZM13 8V7H12ZM41 8V7H40ZM61 7H59V9H60ZM112 8V7H111ZM114 8V7H113ZM138 8V7H137ZM162 8V7H161ZM181 8V7H180ZM204 8V7H203ZM207 8V7H206ZM38 9V8H37ZM145 9V8H144ZM194 9V8H193ZM9 10V9H8ZM7 10V11H8ZM91 10V11H90ZM122 10V9H121ZM143 10V9H142ZM158 10V9H157ZM160 10V9H159ZM195 10V9H194ZM215 10V9H214ZM24 12H25V10H23ZM27 11V10H26ZM40 11V10H39ZM43 11V10H42ZM52 11V10H51ZM79 11V10H78ZM120 11V10H119ZM127 11V10H126ZM75 12V11H74ZM77 12V11H76ZM104 12H106V11H104ZM113 12V11H112ZM111 12V13H112ZM114 12H116V11H114ZM179 12V11H178ZM53 13V12H52ZM143 13V12H142ZM145 13V12H144ZM12 14H14V13H12ZM18 14V13H17ZM40 14H43V13H40ZM45 14V13H44ZM43 14V15H44ZM57 14V13H56ZM106 14V13H105ZM108 14V13H107ZM110 14V13H109ZM108 14V15H109ZM117 14V13H116ZM119 14V13H118ZM121 14V13H120ZM147 14V13H146ZM145 14V15H146ZM233 14V13H232ZM231 14V15H232ZM29 15H31V14H29ZM70 15V14H69ZM73 15H75V14H73ZM77 15V14H76ZM113 15V14H112ZM148 15H150V14H148ZM157 15V14H156ZM224 15V14H223ZM239 15V14H238ZM260 15V14H259ZM257 16L258 17V19H256L257 21H259L260 22V24H258L260 27L259 28H261V29H259V30H262L263 32H264V14L262 15L261 14V16ZM17 16V15H16ZM47 16V15H46ZM54 16V15H53ZM87 16V17H86ZM111 16V15H110ZM114 16H116V15H114ZM191 16V17H190ZM234 16V15H233ZM71 17H72V14H71ZM76 17H78V16H76ZM180 17V18H179ZM220 17V16H219ZM247 17V16H246ZM8 18V17H7ZM70 18V17H69ZM73 18H74V16H73ZM149 18V17H148ZM159 18V17H158ZM18 19V18H17ZM72 19V18H71ZM70 19V20H71ZM79 19V18H78ZM160 19V18H159ZM182 19V20H181ZM219 19V22L220 23H223L222 25H225L226 23H225V21L224 22H222L223 20L221 19V18H218ZM221 19V20H220ZM225 19V18H224ZM228 19V18H227ZM234 19V18H233ZM238 19V18H237ZM248 19V18H247ZM2 18L0 19V22H1V28H3V27H5L7 24H8V19H6L5 20V18H4V20H2ZM45 20H47L46 18H45ZM75 20V19H74ZM81 20V19H80ZM73 20H71V22H72ZM82 21V20H81ZM217 21V20H216ZM227 21V20H226ZM231 21V20H230ZM7 22V23H6ZM40 22H43L44 23V21H43V19H42V21L40 20ZM39 22V23H40ZM219 22H217V24L219 23ZM232 22V21H231ZM237 22V21H236ZM249 22H250V20H249ZM253 22V21H252ZM228 23H229V21H228ZM235 23V22H234ZM42 24V23H41ZM46 24V23H45ZM50 24V23H49ZM251 24V23H250ZM48 25V24H47ZM74 26H76V24H73ZM72 25V27H74ZM78 25H80L79 23H78ZM128 25V24H127ZM132 25V24H131ZM176 25V24H175ZM179 25V24H178ZM178 25H176V26H178ZM180 25H182V24H180ZM180 25H179V27H180ZM221 25V26H222ZM238 25V24H237ZM42 26V25H41ZM66 26V25H65ZM83 26V25H82ZM114 26V25H113ZM144 26V25H143ZM159 26V25H158ZM165 26H164V28H165ZM236 26V25H235ZM68 27V26H67ZM77 27H79V26H77ZM179 27H178V29H179ZM186 27V26H185ZM219 27V26H218ZM223 27V26H222ZM45 28V27H44ZM47 28V27H46ZM80 28V27H79ZM166 28V29H167ZM174 28V27H173ZM195 28V27H194ZM236 28H237V26H236ZM175 29H177L176 27H175ZM185 29V28H184ZM42 30H43V27H42ZM50 30V29H49ZM55 30V29H54ZM98 30V31H97ZM102 30V31H101ZM165 30V29H164ZM171 30V29H170ZM181 29H179V31H180ZM215 30V29H214ZM218 30V29H217ZM216 30V31H217ZM257 30H258V28H257ZM64 31H65V29H64ZM80 31H82V30H80ZM107 31V30H106ZM172 31V30H171ZM178 31V30H177ZM176 31V33H172L173 34V39L175 38V41L173 42H171V41H169L168 40V42H170V43H173V44H175V45H177V47L181 50L182 49V51L184 52V51H186L187 52V54L185 55L182 51H179L178 50V48L177 47H174V49H177L179 52H182L181 54H183V55H185V58H186V56H188L189 55V57H188V62H190V60L189 59H191L192 60V57L190 58V55H192L193 53H194V55H195V53L197 52L196 50H197V48H198V44H200V43H198V42H200V40L199 41H197V39L195 38V34H193V32L191 31H186L185 32V30L182 32V34H180L179 35V32H177ZM212 31H213V29H212ZM240 31V30H239ZM8 32H10V31H8ZM72 32H75V31H73V29H72ZM172 32H174V31H172ZM211 32V31H210ZM218 32H219V30H218ZM221 32V31H220ZM257 32V31H256ZM256 32L253 34V33H249V34H247V40H248V44H247V46H249V44H250V49H251V46L253 47H255V46H259V44L261 45V47H262V49H263V53L260 55L259 54V56H257V58H255V57H253L254 59H256V61H255V63L257 62V65H256V67L254 68V70L252 71V74L250 73H245L246 74V76L247 75H249V77L247 78L248 80H247V82H246V84H245V86H246V90L247 91H249L250 93V96H252L251 94L253 93L254 94V92H258V90H259V92L258 93H255V95L256 94H258V95H256V97H255V95L253 96V101H254V103L256 104V106H260V109H261V107H263V109H264V35H256ZM1 33H2V30H1ZM0 33V34H1ZM76 33V32H75ZM74 33V34H75ZM103 33V32H102ZM105 33V32H104ZM73 34V33H72ZM73 34V35H74ZM83 34H85V33H83ZM172 34H169V35H172ZM205 34V33H204ZM238 34V33H237ZM257 34H259V33H257ZM262 34V33H261ZM10 35H12V34H10ZM10 35L8 36L10 39H8V42L11 40L12 42L13 41H15V40H17V44H15L16 43V41H15V43H13V46L14 47H8L7 48V50H8V52H1L0 53V55H1V57L3 58H1L0 59V61L2 60V62H3V64L1 65L0 64V78H2V77H4V78H2V79H5L6 78V76H8V78H6L5 80H2V84H1V87H3V90H8V92H11V91H9V90H13L14 91V93H18L19 95H21V94H25L26 93V91H28L29 92V94L27 95V93L25 94V95H27V96H30V100H25L24 98H22V97H19V98H13V97H16V94H14V93H10V95H12L13 96V94H14V96L13 97H9V99H7L8 97H0V100H2L3 101V105H4V102L5 103H9V101H10V103L12 104H10L8 107L10 108V106H11V109H9V108H6L7 107V104L5 105V107H3V108H0V119L1 120H3V117L4 116H6V115H10V112L13 110V113H12V115H10V116H12V118H13V116H15L14 118H13V121H12V125H9V127H10V129L13 127V129H11V130H14V129H16V128H18V127H20V126H23V125H25V124H27L28 123V118H29V114H30V112L33 110V108H34V106L36 105V103H37V93H38V91L39 90H41V87L42 86H44V88L43 89H45V86H46V89H48L49 87H50V85L51 84H49V87H47V83H45V84H43L44 82H43V80H44V78H46V77H48L47 75L49 74V73H51L52 72V67H53V65L52 64H49V62L51 61H45V64L47 65V66H49V67H43V69H41L42 68V66H41V62H42V60H41V58H37L36 56L39 54V56L41 55V53L43 52V51H41V50H39L40 48V46L37 48V50L35 51V50H33V51H35L36 53V55H34V59H30V58H27L26 57V55H25V44H24V42L25 41H23V39L21 38V39H18L17 38V36L15 37V38H17V39H14L13 40V38H11L10 37ZM162 35V34H161ZM206 35V34H205ZM211 35V34H210ZM229 35V34H228ZM2 36H3V34H1L0 35V38H1V40L3 39L2 38ZM164 36V35H163ZM181 36V37H180ZM198 36V35H197ZM237 36H239V35H237ZM255 36H260V40L257 38V40H256V38H255ZM4 37H6L5 36V34H4ZM35 37H37V36H35ZM43 37V36H42ZM75 37V36H74ZM77 37V36H76ZM85 37V36H84ZM95 38V39H99L96 43L94 42L95 40H92L93 42H91L90 43V45H89V47L91 48V47H93V49L95 50V53L93 54V52H92V55H90L89 57H86L85 55L82 57V58H84V57H86L85 58V64H84V66H85V68L86 69H88V68H90V67H92V65L93 66H96L97 64H99V65H101V67L100 68H102V66H103V68H102V72H101V76L102 77H100V80H99V77L97 78V80H99L102 84H110V82L112 83V85L114 84V82H112L111 80H114L115 78H113V75H114V73H113V71L115 70V69H113L112 70V65H113V63H112V61H110L109 59H111V57L110 58H108V55H106V50L104 51L102 48V51H104V52H102V51H100V48L98 47V46H100L99 44H102V43H104L103 42V38L102 37H100V38ZM104 37V36H103ZM108 37V36H107ZM107 37H104V38H107ZM111 37V36H110ZM160 37V36H159ZM171 37V36H170ZM183 37H184V40H182L183 39ZM262 37V38H261ZM7 38V37H6ZM6 38H4L3 39V41L5 40L6 41ZM45 38V37H44ZM53 38V37H52ZM167 38V37H166ZM172 38V37H171ZM203 38V37H202ZM209 38H210V36L208 37L207 36V39L206 38H204L203 39V43H204V45H206L207 46V51H208V53H209V45H211L210 43H211V39L209 40ZM235 38V41H237V43H238V45H240L241 44V40H242V37L241 36H239V37H234ZM36 39H38V37L36 38ZM41 39V38H40ZM43 39V38H42ZM48 39V38H47ZM78 39V38H77ZM77 39H74V40H77ZM81 39H82V36H81ZM86 39V38H85ZM103 39V40H102ZM110 39V38H109ZM206 39V40H205ZM45 40H46V38H45ZM90 40V41H91ZM38 41V40H37ZM40 42H41V40H39ZM69 41V40H68ZM86 41V40H85ZM105 41V40H104ZM182 41H184L185 43H183ZM195 41V42H194ZM197 41V42H196ZM230 41V40H229ZM12 42H11V44H12ZM43 42V41H42ZM46 42V41H45ZM78 42H80V41H78ZM72 43V42H71ZM83 43V42H82ZM119 43V42H118ZM126 43V42H125ZM136 43V42H135ZM166 43H167V41H166ZM1 44H2V42H1ZM41 44V43H40ZM58 44V43H57ZM74 45L76 44V43H73ZM106 44L108 45L109 43L108 42H106ZM106 44H104L105 46H106V48H107V45ZM117 44V43H116ZM132 44V43H131ZM160 44V43H159ZM185 44V45H184ZM220 44V43H219ZM231 44V43H230ZM243 44H244V41H243ZM10 45V44H9ZM42 45V44H41ZM79 45V44H78ZM78 45H76V46H74V47H76V49H77V47H78ZM82 45V44H81ZM110 45H111V42H110ZM109 45V46H110ZM133 45V44H132ZM136 45V44H135ZM167 45V44H166ZM165 45V46H166ZM5 46V45H4ZM10 46H12V45H10ZM50 46V45H49ZM73 46V45H72ZM105 46H104V49H105ZM108 46V47H109ZM139 46V45H138ZM187 46V47H186ZM199 46H201V44L199 45ZM203 46V45H202ZM214 46V45H213ZM245 46V45H244ZM43 47V46H42ZM54 47V46H53ZM88 47V48H89ZM101 47V46H100ZM112 47V46H111ZM126 47V46H125ZM164 47V46H163ZM168 47V46H167ZM186 47V50L184 49V48ZM236 47V46H235ZM12 48H13V51H14V54H13V51H11L12 50ZM29 48V47H28ZM35 48V47H34ZM45 48V47H44ZM138 48V47H137ZM144 48V47H143ZM169 48H170V46H169ZM241 48V47H240ZM30 50H31V48H29ZM36 49V48H35ZM46 49V48H45ZM57 49V48H56ZM72 49V48H71ZM174 49H172V50H170L171 52L172 51H174ZM216 49V48H215ZM219 49H221L220 47H219ZM237 49V48H236ZM239 49V48H238ZM238 49H237V51H238ZM3 50V49H2ZM53 50H55V48L53 49ZM59 50V49H58ZM164 50H165V48H164ZM200 50V49H199ZM204 50V49H203ZM212 50V49H211ZM210 50V51H211ZM242 50V49H241ZM240 50V51H241ZM11 51V52H10ZM33 51H31V52H33ZM87 51V50H86ZM88 51H91V50H88ZM137 51V50H136ZM159 52H160V50H158ZM166 51V50H165ZM165 51H163L162 53H165ZM167 51H168V49H167ZM170 51L168 52L169 53V55H170ZM177 51V52H178ZM250 51V50H249ZM17 52H18V54H17ZM39 52V53H38ZM78 52V51H77ZM111 52V51H110ZM149 52V51H148ZM185 52V53H186ZM212 52V51H211ZM256 52V51H255ZM17 55H16V54ZM53 53H55V52H53ZM81 53H83V52H81ZM107 53H108V51H107ZM135 53V52H134ZM157 53V52H156ZM162 53L160 54L159 53V56L161 55V56H163L162 55ZM205 53V52H204ZM213 53V52H212ZM221 53V52H220ZM231 53V52H230ZM235 53V52H234ZM34 54V53H33ZM45 54V53H44ZM56 54V53H55ZM76 54V53H75ZM74 54V55H75ZM206 54H207V52H206ZM14 55H15V57H14ZM18 55H19V58L20 59H18L17 57H18ZM73 55V56H74ZM78 55H80V54H78ZM78 55H76L77 57H79ZM83 55V54H82ZM82 55H80V56H82ZM88 55V54H87ZM158 55V54H157ZM166 55H167V53H166ZM165 55V56H166ZM210 55V54H209ZM258 55V54H257ZM32 56V55H31ZM38 56V57H39ZM43 56V55H42ZM46 56H48V55H46ZM67 56H68V54H67ZM136 56V55H135ZM178 56V55H177ZM213 56V55H212ZM211 56V57H212ZM235 56H237V55H235ZM238 56H240V53L238 54ZM237 56V57H238ZM251 56V55H250ZM15 59H14V58ZM38 59V64L36 63L37 62V60H36V58ZM64 57V56H63ZM91 57H93V58H91ZM122 57V56H121ZM172 57H173V55H172ZM176 57V56H175ZM199 57V56H198ZM207 57V56H206ZM81 58V59H82ZM163 58V57H162ZM161 57H160V59H162ZM166 58V57H165ZM167 58H170V57H168L167 56ZM166 58V59H167ZM174 58V57H173ZM182 57H180V59H181ZM183 58H184V56H183ZM184 58V59H185ZM214 58V57H213ZM18 59V60H17ZM68 59V58H67ZM75 59H78V58H76V57H74V60ZM87 59V60H86ZM90 59V60H89ZM92 59V60H91ZM134 59H136L135 57H134ZM134 59H133V62H132V64H134ZM143 59V58H142ZM209 59V58H208ZM208 59H206V60H208ZM228 59V58H227ZM234 59V58H233ZM241 60V57H239V58H236V60H235V62H237V60ZM36 60V62H32V61H35ZM48 60V59H47ZM73 60V59H72ZM121 60H124V59H121ZM169 60V59H168ZM174 60H175V58H174ZM183 60V59H182ZM181 60V61H182ZM201 60V59H200ZM204 60V59H203ZM114 61V60H113ZM136 61V60H135ZM181 61H179V62H181ZM185 62H183V63H187L186 61L187 60H184ZM194 61V60H193ZM219 61V60H218ZM83 62H84V60H83ZM108 62H111L112 63V65L110 64V63H108ZM176 62V61H175ZM175 62H173V63H175ZM212 62V61H211ZM240 62V61H239ZM19 63L21 64V68H19L18 66H20L19 65ZM33 63H35L36 64V66H35V64H33ZM50 63H52V62H50ZM66 63V62H65ZM72 63V62H71ZM74 63V62H73ZM72 63V64H73ZM163 63V62H162ZM170 63V62H169ZM192 63V62H191ZM208 63V62H207ZM210 63V62H209ZM254 63V64H255ZM44 64V65H45ZM68 64V63H67ZM96 64V65H95ZM114 64H116V63H114ZM129 64V63H128ZM130 64H131V62H130ZM130 64H129V67H130ZM197 64H198V62H197ZM239 64V63H238ZM237 64V65H238ZM45 65V66H46ZM98 65V66H99ZM142 65H143V63H142ZM185 65H187V66H189V63H187V64H185ZM194 65V64H193ZM219 65V64H218ZM240 65V64H239ZM236 66V69H235V74L234 75H236L237 74V72H238V70L240 69V66ZM13 66H16L15 68H16V70H14L13 68ZM30 66H35V68L37 69V67L39 68V69H35L34 67L32 68V67H30ZM64 66H66L67 67V65L65 64ZM116 66V65H115ZM163 66V65H162ZM167 66V65H166ZM187 66H185V67H187ZM201 66H203V65H201ZM24 67H25V70H27L26 72H28V73H31V72H29V70H32V69H34V70H36V72H37V75L34 73L33 74V78L32 79H34L35 78V80H36V83H35V85H32L33 83L32 82H30L29 81V79H27V82L29 81L31 84H29V82L28 83H26V81H25V79L26 78H28V75H27V77L24 79V78H21V76H23L24 77V74H22V70H23V72H24ZM73 67V66H72ZM83 67V66H82ZM97 67V66H96ZM118 67V66H117ZM128 67V68H129ZM136 67H138V66H136ZM178 67H181V65L179 66L178 64H177V68ZM183 67V66H182ZM208 67V66H207ZM249 67V66H248ZM253 67V66H252ZM32 68V69H31ZM70 68V67H69ZM113 68H114V66H113ZM135 68V67H134ZM167 68V67H166ZM165 68V69H166ZM202 68V67H201ZM122 69V68H121ZM130 69H131V67H130ZM181 69V68H180ZM187 69V68H186ZM71 70H72V68H71ZM126 70V69H125ZM168 70H169V68H168ZM222 70V69H221ZM231 70V69H230ZM85 71V70H84ZM90 71V70H89ZM130 71V70H129ZM170 71V70H169ZM196 71V70H195ZM214 71V70H213ZM223 71V70H222ZM2 72H4V73H2ZM21 72V73H20ZM55 71H53V73H54ZM73 72V71H72ZM87 72V71H86ZM91 72V71H90ZM96 72V71H95ZM116 72V71H115ZM131 72H132V70H131ZM159 72V71H158ZM190 72V71H189ZM204 72V71H203ZM27 73V74H28ZM89 73V72H88ZM99 73H100V71H99ZM103 73V74H102ZM111 73H113V75H112V77L110 76L111 75ZM233 73H234V71H233ZM6 74V75H5ZM56 74V73H55ZM83 74V73H82ZM163 74V73H162ZM204 74V73H203ZM229 74V73H228ZM58 75V74H57ZM79 75V74H78ZM85 75V74H84ZM116 75V74H115ZM140 75V74H139ZM143 75V74H142ZM174 75V74H173ZM211 75V74H210ZM233 75V76H234ZM25 76H26V73H25ZM31 75H29V77H30ZM81 76V75H80ZM79 76V77H80ZM99 76H100V74H99ZM119 76V75H118ZM133 75L131 74V77H132ZM188 76V75H187ZM18 78L17 80H19V81H17L16 79H15V82L13 81V78ZM20 77V78H19ZM92 77V76H91ZM121 77V76H120ZM164 77V76H163ZM192 77V76H191ZM235 77H237V78H234L235 80L236 79H239V77L238 76H235ZM61 78V77H60ZM85 78V77H84ZM87 78V77H86ZM89 78H90V76H89ZM109 78V79H108ZM110 78H113V79H111L110 80ZM124 78V77H123ZM133 78V77H132ZM223 78V77H222ZM48 79H49V77H48ZM54 79H55V77H54ZM81 79V78H80ZM126 79V78H125ZM135 79V78H134ZM215 79V78H214ZM167 80V79H166ZM184 81H186L185 83H187L188 82V80L186 79H183ZM190 80H192V78L190 79ZM234 80V81H235ZM1 81V80H0ZM50 81H52V80H49V82ZM59 81H60V79H58V83H59ZM118 81V80H117ZM116 81V82H117ZM138 81V80H137ZM176 81V80H175ZM198 81V80H197ZM202 81V80H201ZM204 81V80H203ZM216 81V80H215ZM232 81V80H231ZM239 81V80H238ZM236 82V84H235V86H236V88L234 89V91L236 92V95L235 96H237L238 95V97H239V100H241L240 99V96H241V94H242V96H243V93H240V92H243L244 91V88L243 87H245L244 85H243V87L241 86L242 85V82ZM25 82V83H24ZM47 82H48V80H47ZM57 82V81H56ZM86 82V81H85ZM98 83V81H97V83L96 84H100V86L102 85L101 83ZM107 82H109V83H107ZM124 82V81H123ZM134 82V81H133ZM4 83V84H3ZM24 83V84H23ZM86 83H88V82H86ZM91 84H92V82H90ZM94 83V82H93ZM142 83V82H141ZM182 83H184V82H182ZM188 83H190V82H188ZM214 83V82H213ZM227 83V82H226ZM231 83V82H230ZM233 83V82H232ZM43 84V85H42ZM90 84V85H91ZM95 84V85H96ZM127 84V83H126ZM135 84V83H134ZM143 84H145V82L143 83ZM153 84V83H152ZM221 84V83H220ZM241 84V85H240ZM23 85V88L24 89H26L25 91H24V93H23V91H21L20 89L22 88H17V87H15V86H22ZM28 87H27V86ZM53 85V84H52ZM56 85V84H55ZM94 85V84H93ZM115 85L117 86V84L115 83ZM142 85V84H141ZM146 85V84H145ZM196 85V84H195ZM218 85V84H217ZM122 86V85H121ZM136 86H137V84H136ZM135 86V87H136ZM150 86V85H149ZM170 86V85H169ZM216 86V85H215ZM214 86V87H215ZM0 87V88H1ZM90 87V86H89ZM108 87V86H107ZM146 86H144V88H145ZM190 87V86H189ZM242 87V88H241ZM256 88L257 90H253L252 91V89L253 88ZM17 88V90H16V92H15V89ZM52 88V87H51ZM91 88H92V85H91ZM116 88V87H115ZM115 88H113V91H115L116 93H112V94H114V95H117L116 96V98L115 97H111V100L109 101V102H112V99H114L113 101V103H111V104H109V106L111 107L112 106V108L113 107H115L116 108V113L114 112V114L112 113V115H111V117L113 116V115H116L115 117L117 118L116 120V122H110L113 126V133H115V135H117V134H123V133H126V132H128L127 130L128 129H132L131 127H132V125H133V123L134 122H131V124H128V122H129V120H131L130 118H132V120H134V117H133V115H131V117H129L130 116V113H128L129 112V110H128V105L127 104H125L124 102H125V100H123L122 98V94H124L123 92H121L122 90H120V88H118L117 90H114ZM138 88V87H137ZM143 88V87H142ZM148 88V87H147ZM184 88V87H183ZM208 88V87H207ZM259 88V89H258ZM99 90L100 89H102L103 90V88H98ZM109 89H112L110 86H109ZM108 89V90H109ZM122 89V88H121ZM156 89V88H155ZM185 89V88H184ZM198 89V88H197ZM243 89V90H242ZM72 90H73V92L75 93V96H74V103H75V107L77 108V105L78 104H80V99H81V94L83 93L82 92V90L81 91H79L78 92V89H77V87H76V89L73 87V85H72ZM80 90V89H79ZM104 90L106 91L107 90V88H104ZM159 90V89H158ZM220 90V89H219ZM218 90V91H219ZM231 90V89H230ZM1 91H2V88H1ZM0 91V92H1ZM92 91V90H91ZM95 91H97V90H95ZM130 91H131V89H130ZM148 91V90H147ZM175 91H176V89H175ZM178 91V90H177ZM217 91V90H216ZM247 91H244V93H246ZM80 92H82L81 94H80ZM108 92V91H107ZM153 92H155V91H153ZM174 92V91H173ZM4 93H5V91H4ZM85 93V92H84ZM145 93V92H144ZM169 93V92H168ZM218 93V92H217ZM232 93V92H231ZM2 94H3V91H2ZM1 94V96H3ZM101 94V93H100ZM104 94V93H103ZM111 94V95H112ZM171 94V93H170ZM170 94H166V95H170ZM196 94V93H195ZM233 94V93H232ZM5 95H6V93H5ZM4 95V96H5ZM106 95H107V93H106ZM114 95H112V96H114ZM133 95H134V93H133ZM136 95V94H135ZM134 95V96H135ZM154 95H155V93H154ZM219 95H220V93H219ZM240 95V96H239ZM88 96V95H87ZM178 96V95H177ZM246 96H249V95H246ZM108 97V96H107ZM137 97V96H136ZM139 97V96H138ZM137 97V98H138ZM162 97V96H161ZM168 97V96H167ZM205 97H207V96H205ZM238 97H237V99H238ZM2 98V99H1ZM96 98V97H95ZM104 98V97H103ZM110 98V97H109ZM209 98V97H208ZM218 98H220V97H218ZM249 98V97H248ZM3 99H5V100H3ZM170 99V98H169ZM172 99V98H171ZM191 99V98H190ZM232 99H234V98H232ZM246 99V98H245ZM7 100H9V101H7ZM101 100V99H100ZM109 100V99H108ZM205 100H207V99H205ZM214 100V99H213ZM248 100V99H247ZM2 101H1V103H2ZM133 101H134V99H133ZM210 101V100H209ZM212 101V100H211ZM222 101V100H221ZM236 101V100H235ZM242 101V100H241ZM251 101V100H250ZM13 102V103H12ZM66 101H62V103H65ZM127 102V101H126ZM177 102V101H176ZM246 102H248V101H246ZM252 102V101H251ZM260 104V105H258V103ZM103 103V102H102ZM174 102H172V104H173ZM186 103H187V101H186ZM189 103V102H188ZM205 103H206V101H205ZM208 103V102H207ZM102 107H100L99 108V111L97 110V109H95V108H93L94 110H96V111H98L99 112V115L97 114L95 117H97V116H99L100 118H99V120L100 119H102V120H104L103 122L102 121H100L101 123H103V124H105V123H107V121H108V123H109V120L111 119V117H110V115L108 116V114L110 113V110L108 111V106H107V104L106 105H102L101 104V101H100V103H99ZM105 104V103H104ZM182 104V103H181ZM193 104H194V102H193ZM204 104V103H203ZM218 104V103H217ZM219 104H221V103H219ZM247 104V103H246ZM82 105V104H81ZM133 105V104H132ZM170 105V104H169ZM202 104H200V106H201ZM207 104H205V105H203V106H206ZM252 105V104H251ZM1 106V105H0ZM83 106H85V105H83ZM185 106V105H184ZM202 106V107H203ZM210 106H211V104H210ZM136 107V106H135ZM151 107V106H150ZM192 107V106H191ZM197 107V106H196ZM198 107H199V105H198ZM209 107V106H208ZM213 107V106H212ZM218 107V106H217ZM249 107V106H248ZM81 108V106H79V109ZM84 108V107H83ZM130 108V107H129ZM140 108V107H139ZM157 108V107H156ZM170 108V107H169ZM186 108V107H185ZM184 108V109H185ZM201 108V107H200ZM232 108H234V107H232ZM252 108V107H251ZM78 109V108H77ZM82 109V108H81ZM80 109V110H81ZM92 109V110H93ZM161 109V108H160ZM206 109V107H204V109L202 108V110H205ZM218 109V108H217ZM219 109H220V107H219ZM254 109H256V108H254ZM259 109V108H258ZM262 109V110H263ZM85 110V111H84ZM84 110H82V111H84V113L85 114H87V115H89V112H91V114L90 115H93L92 114V112H96V111H90V106H87V108H85ZM107 110V111H106ZM166 110V109H165ZM192 110V109H191ZM211 110H212V108H211ZM222 110V109H221ZM248 110V109H247ZM89 111V112H88ZM157 111V110H156ZM201 111V110H200ZM213 111V110H212ZM234 111V110H233ZM254 111V110H253ZM255 111H257V110H255ZM202 112V111H201ZM225 112H227V111H225ZM263 113H264V110L262 111ZM148 113H150V112H148ZM171 113V112H170ZM198 113H199V111H198ZM220 113H221V111H220ZM14 114V115H13ZM94 114H96V113H94ZM142 114H143V112H142ZM150 114H153V113H150ZM150 114H149V116H150ZM156 114V113H155ZM172 114V113H171ZM214 114V113H213ZM225 114V113H224ZM232 114V113H231ZM236 114V113H235ZM254 114V113H253ZM256 114V113H255ZM89 115V116H90ZM161 115V114H160ZM187 115V114H186ZM201 115H202V113H201ZM204 115H205V113H204ZM215 115V114H214ZM238 115V118H236L237 116H235V118H236V121H237V119H240V118H242L241 117V115H239V114H237ZM146 116H148V115H146ZM155 116V115H154ZM175 116H177V115H175ZM181 116H183V115H181ZM223 116V115H222ZM225 117L224 118H226V121H228V123H226V125L228 124V126H232V124H230V116L228 115V116H226V115H224ZM254 116V115H253ZM85 117H87V116H85L84 114H83V120L81 121V123L79 124V126H77L63 111L58 115V117H57V120H56V128H57V130H58V133L62 136V137H64V138H66V140H67V150H68V152L74 157V159H75V161H76V163H77V166H78V172L76 173V175L75 176H71V175H69L67 172H66V161H65V159H64V157L62 156V155H60L59 153H57L56 151H55V149L51 146V145H45L44 147H42L41 148V150H40V152L38 153V154H36V155H34V156H31V157H29V158H27V159H25V160H21V158L17 155V154H15L13 151H12V149L10 148V145L8 144L9 142L8 141H6V137L9 135V137L8 138H10V136H11V133H9L5 138H2V141H3V139H5V141L4 142H8L6 145H3L4 143L3 142H1L0 144H2V145H0V159H1V164H2V166H0V168L3 170V172H5V174H7V176L9 175V174H11V177H9L8 176V179L11 181H7V187L10 185L11 186V188L10 189H13V184L12 183H14V184H16L15 186H17L18 185V187L20 186V189H22V190H19V188L18 187H16L15 189L17 190L18 189V192L15 190V189H13L12 191L14 192V191H16V192H14V193H19V191H22V194L24 195V198H22V197H18L19 195H17V194H15L16 196V199L14 198V193L12 194V191H11V193L10 194H8V195H10V198H12V199H14V201H15V205H14V207H13V209H12V212L13 213H15L18 217H20L21 218V222L22 223H26V221H28V216L29 215H33L32 217H34L35 216V218H36V220L39 222L40 221V225H42L41 224V220H42V222L44 221V225L42 226V229H43V232H46V233H51V237L53 238L54 236V238H56V242H59V240H58V238H57V236L59 235H57V233L59 232L60 233V235H62V240H63V242L65 243V245H63L62 247L64 248V250H65V248L68 246L69 247V249H67V254H68V251L70 250L71 251V253L74 255V257L75 258H73V261H75L73 264H90L89 262H90V260H91V262L92 263H97V264H109V263H111V261L112 260H114L112 263L113 264H116V262H117V264H119V262H120V260L122 261V257L123 256H121L120 257V255H121V249L119 250L118 249V246H120V243H119V240L117 241V244L115 243V242H113V243H115L116 245L114 246L113 244V246H112V248H108L107 247V244H109V243H107V241H108V237L105 235V233H103L102 231H104V229L105 228H109V226L110 227H113V226H111V224H110V219H112L113 217H112V215L111 214H108V212H109V209L111 208V209H113V206H114V211H115V209L118 207H120V206H122L121 204L123 203L122 201H123V197L125 196V199L124 200H126L127 202H128V205H130V206H128V207H131V208H129L130 210H126V207L127 206H125V207H123V211L121 212V209L119 210L118 208H117V210H119L120 212H117V213H115L114 215H116V217H117V219H119V220H121V222H126L128 225H130L129 223H131V225H132V227H131V225H130V228L133 230V232H135L134 231V229L135 230H137V229H139V233L140 234H142V236L144 237V238H146L147 240L148 239H154V238H157L156 236L159 234V231H157V229L159 230V228H161L162 230L163 229H165L166 230V232L168 233L167 234V236H168V238L170 239H177L176 237H177V231H176V227H175V225H173V223H174V221L170 218L169 219V217H168V208H167V206H165V205H167V204H165V203H167L165 200H167V199H165L166 197H165V195H163V197L161 196V197H157L156 195H155V193L153 192L154 191V189L152 190V188H153V185H152V182H150L151 180H152V175L154 176V174H152V166H153V164H152V160H150V158L149 157H151V156H149V154H147L148 156L146 157L145 156V154L143 153V155H142V152H144V151H142V152H140V151H138L137 150V146H139V139L138 140H136V142L138 141V143H137V146H135L134 145V143H133V145L135 146V150H134V148L132 149V147H129V149H126L127 147H128V145H122L123 147V149H121V147L118 145V144H114L115 146H119V149H121V151H119V149L117 150V152L116 153H113L114 151H111V153L112 154H115V156H113V161H108V160H106L105 162H104V160H105V156H104V154L102 153V152H106L108 149H106V151L102 148H99V149H101V151H99V154H97V152H96V155H98V158L97 157H95V158H97V159H94V156H92L91 157V155H94V154H91L90 155V159H91V161H92V163H91V161H89L88 162V164L86 165V163H84V161H83V163H84V165H83V163L81 164V163H79V154L77 155V153H76V148H75V143H76V140H77V138H78V135H80V132H82L81 130H82V127L84 126V127H86V125L88 124V122H90V120H92L94 117H92L91 116V118H90V120L88 121V120H86V118ZM108 117H110L108 120L107 119H105V118H108ZM169 117V116H168ZM167 117V118H168ZM178 117V116H177ZM199 117H201V116H199ZM198 117V114H197V116H196V120H197V118H199ZM204 117V116H203ZM257 117V116H256ZM8 117H5L4 119H7ZM180 118V117H179ZM230 118V119H229ZM235 118H234V120H235ZM98 119V118H97ZM112 119H113V117H112ZM166 119V118H165ZM170 119V118H169ZM178 119V118H177ZM206 119V118H205ZM228 119V120H227ZM259 119V118H258ZM264 119V118H263ZM263 119H261V121L263 120ZM7 120H9V118L7 119ZM6 120V121H7ZM93 120H95V119H93ZM92 120V121H93ZM138 120V119H137ZM139 120H141L140 118H139ZM152 120V119H151ZM181 120V119H180ZM201 120V119H200ZM213 120V119H212ZM220 120V119H219ZM4 121V120H3ZM6 121H4V122H6ZM85 121H87V122H85ZM106 121V122H105ZM113 121V120H112ZM115 121V120H114ZM135 121V120H134ZM176 121H178V120H176ZM190 120L188 119V122H189ZM239 121V120H238ZM258 121V120H257ZM259 121H260V119H259ZM260 121V122H261ZM156 122V121H155ZM181 122V121H180ZM184 122V121H183ZM187 122V123H188ZM193 122V121H192ZM239 122H241V121H239ZM242 122L244 123L245 121H243L242 120ZM263 122H264V120H263ZM263 122H261V123H263ZM2 123V122H1ZM6 123H8V122H6ZM92 123V122H91ZM90 123V124H91ZM94 123V122H93ZM95 123L99 126V125H103V124H100L99 122L97 123L96 122V120H95ZM130 123V122H129ZM137 122H135V124H136ZM165 123V122H164ZM200 123H201V121H200ZM234 123V122H233ZM238 123V122H237ZM3 124V123H2ZM1 124V125H2ZM5 124V123H4ZM2 125V126H4L3 128H2V126L0 127L1 129H3V130H1V131H3L4 132V134H6L5 132H6V129H5V127L6 128H8L7 130H9V127L7 126V124H5V125ZM96 124H93V125H96ZM152 124V123H151ZM156 124V123H155ZM178 124H179V122H178ZM182 124V123H181ZM193 124L194 123H192V124H190L189 126H193ZM214 124V123H213ZM241 124V123H240ZM174 125H176V124H174ZM182 125H184V126H186L185 124H182ZM260 125H263L264 126V124H260ZM89 126H92V124L91 125H89ZM107 126H108V124H107ZM158 126H159V124H158ZM161 126V125H160ZM188 126V125H187ZM211 126V125H210ZM234 126H235V124H234ZM239 126V125H238ZM93 127H95V128H97V126H92V128ZM106 127V126H105ZM104 127V131L105 130H107V132H109V130L107 129L108 127H106L105 128ZM130 127V128H129ZM145 127V126H144ZM149 127H150V129H151V127L152 126H150L149 125ZM154 127V126H153ZM162 127V126H161ZM160 127V128H161ZM164 127V126H163ZM240 127V126H239ZM102 127H100L99 126V128H97V129H100L99 130V133L98 134H100V132H104L103 131V129H101ZM179 128V127H178ZM181 128V127H180ZM189 128V127H188ZM250 128V127H249ZM94 129V128H93ZM110 129H111V127H110ZM260 129V128H259ZM258 129V130H259ZM129 130V133H131V131ZM185 130H187V128L185 129ZM227 130V133L229 132V131H231V128H227L226 129ZM96 131V130H95ZM156 131V130H155ZM184 131V130H183ZM188 131V130H187ZM186 131V132H187ZM224 131V130H223ZM255 131H256V129H255ZM8 132V131H7ZM9 132H11L10 130H9ZM13 132V131H12ZM106 132V131H105ZM161 132V131H160ZM250 132V131H249ZM257 132V131H256ZM128 133V134H129ZM133 133H135L134 131H133ZM132 133V134H133ZM162 134H161V136L160 137H164L163 136V132H161ZM188 133H189V131H188ZM216 133V132H215ZM258 133V132H257ZM264 133V132H263ZM103 134V133H102ZM112 134V133H111ZM167 134V133H166ZM230 136H231V138H230V140L232 139V135H231V133H228ZM250 134V133H249ZM248 134V136H246V139H247V141H248V138H249V140L250 139H253V134L252 135H249ZM110 135V134H109ZM124 135V134H123ZM126 135V134H125ZM188 135H190V134H188ZM247 135V134H246ZM111 136V135H110ZM113 136V135H112ZM134 136H136V138L138 137V135H134ZM205 136V135H204ZM229 136V137H230ZM234 136V135H233ZM1 137V136H0ZM82 137H83V135H82ZM109 137V136H108ZM121 137H122V135H121ZM131 137L133 138V135H131ZM141 137V136H140ZM157 137V136H156ZM206 137V136H205ZM204 137V138H205ZM207 137H208V135H207ZM226 137H228V136H226ZM248 137V138H247ZM98 138V141L100 142L101 141V145H102V143H105L104 141H103V138H102V136L100 135V140H99V136L98 137H96V139ZM115 138V137H114ZM128 138H130L129 136H128ZM132 138H130L131 140H132ZM220 138V137H219ZM255 138V137H254ZM1 139V138H0ZM81 139V142H82V138H80ZM94 139H95V137H94ZM95 139V140H96ZM105 139H106V137H105ZM109 139V138H108ZM119 139V138H118ZM129 139V141L131 142V140ZM216 139V138H215ZM214 139V140H215ZM257 139V138H256ZM262 139V138H261ZM261 139H260V141H261ZM116 141H117V137H116V139H115ZM121 140V139H120ZM134 140V139H133ZM233 140V139H232ZM264 139H262V141H261V145L259 144V148L262 146V142H264L263 141ZM86 141V140H85ZM113 141V140H112ZM119 141V140H118ZM124 141H125V139H124ZM142 141V140H141ZM196 141V140H195ZM207 141V140H206ZM217 142H218V140H216ZM246 141V142H247ZM251 141V140H250ZM78 142V141H77ZM95 142V141H94ZM108 141H106V143H107ZM126 142V141H125ZM151 142V141H150ZM232 142H236L237 143V140H234V141H231V144H232V154H233V156L234 155H237V152H238V150H239V148L240 147H242V146H237V144L235 143V145H234V143H232ZM239 142V141H238ZM249 142V141H248ZM84 143V142H83ZM96 143V142H95ZM114 143H115V141H114ZM116 143H118V142H116ZM128 142H126V144H127ZM80 144V143H79ZM97 144H98V142H97ZM108 144H110V143H108ZM120 144H122V143H120ZM123 144H125V143H123ZM136 144V143H135ZM203 144V143H202ZM208 144V143H207ZM8 145V148L6 147ZM129 145H131V144H129ZM140 145H142V144H140ZM145 145V144H144ZM150 145H152L151 143H150ZM154 145V144H153ZM156 145V144H155ZM173 145V144H172ZM192 145V144H191ZM190 145V146H191ZM193 145H194V143H193ZM198 145V144H197ZM206 145V144H205ZM228 145V144H227ZM246 145V144H245ZM251 145V147H249V150L247 149V147H245V152L246 153H244V154H246L247 155V151H249L248 153H249V157H251L250 158V160L248 161V159H247V163H246V165H248V168L252 171V173L251 172H249V171H247V173L249 172V173H251V176H254L255 174H256V172L258 171V169H257V160H256V158H257V155L259 156V154H257V152H256V150H257V148H256V146H258V145H254V144H251V143H249V145L248 146H250ZM253 145V146H252ZM133 146V147H134ZM143 146V145H142ZM158 146V145H157ZM200 145H198L197 147L198 148H200L199 147ZM235 146V147H234ZM247 146V145H246ZM255 146V147H254ZM84 147V146H83ZM98 147H99V145H98ZM101 147V146H100ZM109 147H110V145H109ZM166 147V146H165ZM196 147V150L198 149ZM252 147H254V148H256V149H253ZM85 148V147H84ZM143 149L142 147H140L139 146V148L138 149ZM170 148V147H169ZM190 148H192L193 149V147H188L187 149H189L190 150ZM243 148V147H242ZM131 149V151H133V153H134V155H135V157H133L134 155L132 154V152H131V154L130 153H128V150H130ZM147 149V148H146ZM190 150L191 152L192 151H194V149L193 150ZM204 149H205V146H204ZM207 149V148H206ZM205 149V150H206ZM209 149V148H208ZM220 149V148H219ZM231 149V148H230ZM247 149V150H246ZM260 149H264V147L262 148H260ZM92 150V149H91ZM113 150H115V149H113ZM143 150H145V148L143 149ZM199 150V149H198ZM205 150H203V151H205ZM217 150V149H216ZM241 150H243V149H241ZM255 150V151H254ZM86 151V150H85ZM110 150H108L107 152H109ZM147 151V150H146ZM210 151V150H209ZM208 151V152H209ZM258 151H260V150H258ZM80 153H82V151H79ZM105 153V154H108V153ZM130 152V151H129ZM160 152V151H159ZM189 152V151H188ZM196 152V151H195ZM206 152H207V150H206ZM205 152V153H206ZM217 152V151H216ZM221 152V151H220ZM86 153V152H85ZM100 153H101V155H100ZM128 155H127V154ZM230 153V152H229ZM260 153V152H259ZM84 154V153H83ZM111 154V155H112ZM172 154V153H171ZM171 154H170V157H171ZM187 154V153H186ZM189 154V157L192 155V154H195V157H196V153H188ZM207 154V153H206ZM210 155H211V153H209ZM224 154V153H223ZM257 154V155H256ZM110 155V154H109ZM129 155H130V157H129ZM133 155V156H132ZM176 155V154H175ZM199 155V154H198ZM198 155H197V158H198ZM4 156L6 157V159H7V161H8V159H9V161H8V163H7V161L6 160H4ZM8 156H9V158H8ZM188 156V155H187ZM218 156V157H217ZM231 156V155H230ZM81 157H83V156H81ZM80 157V158H81ZM111 157V156H110ZM188 157V158H189ZM199 157H200V155H199ZM226 157H228V156H226ZM234 157H236V156H234ZM84 158V157H83ZM83 158H82V160H83ZM149 158V159H148ZM171 158H174L173 157V155H172V157ZM176 158H177V156H176ZM187 158V159H188ZM201 158H204V156L203 157H201ZM207 158V157H206ZM93 159V160H92ZM141 159L143 160L144 159V161L146 162L147 160L149 161H147L149 164H151L152 166L150 167L151 168V171H149V173H151V175H148V174H146V172H148V170L146 171L145 170V168H143L145 171L143 172V170H142V165L143 164H141ZM185 159V158H184ZM191 160H192V158H190ZM207 159H209V158H207ZM219 159H223V156H221V155H216L215 154V158L212 160V161H205L204 163H201V164H204V165H207V164H209L208 166H209V169L207 170L204 166V169L205 170H203L202 169V172H203V174H201L202 176H198V177H201V178H199V179H201V180H199V181H201L202 182V179H203V183H205V182H207L208 184H212V183H210V182H213V183H216L218 180L216 179L217 177H216V175H214V173L216 172V174H217V170L219 169L220 170V168H218L217 166H215L216 164H217V160H219ZM95 160H96V162H99L100 164H101V167H100V165L99 166H97L96 164L94 165L95 166V168L97 167H100V168H98L97 169V172H94L93 170V164L95 163ZM174 160V159H173ZM200 161L202 160V159H199ZM198 160V161H199ZM204 160V159H203ZM202 160V161H203ZM206 160V159H205ZM246 160V159H245ZM4 161H5V163H4ZM162 161V160H161ZM169 161V160H168ZM175 161V160H174ZM186 161V160H185ZM201 161V162H202ZM226 161V160H225ZM224 161V162H225ZM258 161H259V159H258ZM264 161V160H263ZM86 162V161H85ZM110 162H112V164H110ZM146 162V163H147ZM170 162V161H169ZM173 162V161H172ZM192 162V161H191ZM242 161H240V163H241ZM7 163V164H6ZM145 163V164H146ZM171 163V162H170ZM194 163V162H193ZM227 163V162H226ZM231 163H232V161H231ZM234 163V162H233ZM237 163V165L235 164H232V166H233V168L232 167H230L231 168V172L229 171V169H228V167H229V164H228V167L227 168H225V167H223L224 169L223 170H225L224 172H225V174L227 175V173H231V175H233V181H235V182H238L240 185L241 184H243L244 183V181H247L246 179H244V175H246V173H245V171H244V168H246V166H245V163H244V161L241 163V166L240 165H238V163L239 162H236ZM239 163V164H240ZM243 163H244V167L242 166L243 165ZM141 164V165H140ZM175 164V163H174ZM222 164H224L223 162H222ZM221 164V165H222ZM82 165V166H81ZM111 165H113V167H111ZM211 165H214L215 166V168H213V169H215V172H211L210 171V168H211ZM219 165H220V163H219ZM221 165H220V167H221ZM149 165H147L146 164V169H147V167H148ZM172 166V165H171ZM225 166V165H224ZM231 166V165H230ZM201 167V166H200ZM202 167V168H203ZM25 168H30L32 171H31V176L30 177H27L26 175H25ZM150 168H148L149 170H150ZM165 168H167V167H165ZM175 168V167H174ZM198 168V167H197ZM157 169V168H156ZM212 169V168H211ZM264 169V168H263ZM198 170V169H197ZM91 171H93V173H91ZM96 171V170H95ZM205 171H207L206 173H204ZM208 171H210V172H208ZM212 171H214V170H212ZM227 171H229V172H227ZM201 172V173H202ZM95 173V174H94ZM93 174H94V176H93ZM211 174H212V176H211ZM113 175L115 176V177H117L118 178V181L116 182V184H114V185H116V187L114 186V185H108V178H109V176H110V179L112 178L113 179ZM130 175V176H129ZM132 175V176H131ZM136 175V176H135ZM249 175V174H248ZM248 175H246V176H248ZM130 177L132 178V179H134V180H132V179H130ZM136 177V178H135ZM186 177H187V175H186ZM190 177V176H189ZM255 177V176H254ZM254 177H250L249 176V181H252L253 180V182H254V180H256V179H254ZM11 178V179H10ZM143 178V179H142ZM227 178H228V176H227ZM231 178V177H230ZM247 178V177H246ZM260 178V177H259ZM258 178V182H259V179ZM180 179V178H179ZM82 180H85V181H87L88 180V182H90V183H92V181H94L95 183H98V181H99V183H98V185H100V186H102L101 187V189L99 188V193H101L102 194V201H103V204H101L100 206H93L92 205V203L93 202H91V200L89 199V197L91 196V197H94V196H96L97 194H91V191L89 190V193L88 194H83V193H81L82 191H80V190H82V189H80V188H78V183H80ZM130 180H131V182H130ZM154 180V179H153ZM187 180V179H186ZM198 180H196L197 182H198ZM228 180V179H227ZM124 181H125V185H126V183H127V186H125V189H128V194L126 193L127 192V190L125 191L124 190V186L122 187V184H121V182L124 184ZM183 181H185L184 179H183ZM196 181H195V183H196ZM8 182H10V184H8ZM83 182V181H82ZM118 182H120L119 184H118ZM151 183L150 184V187L148 188V187H146V185L148 186V183ZM175 182H177V180L175 181ZM181 182H182V180H181ZM181 182H180V180L178 181V185H177V187L180 185V186H183L184 184L182 183V185H181ZM186 182V181H185ZM201 182H198V183H201ZM226 182V181H225ZM107 183V184H106ZM143 183H145V190H144V192H142V191H140L141 189H140V187L142 186V184ZM147 183V184H146ZM161 183V182H160ZM237 183V184H238ZM260 183V182H259ZM171 184V183H170ZM186 184V183H185ZM238 184V185H239ZM252 184V183H251ZM80 185V184H79ZM84 185V183L82 184V186ZM104 185H108V187H106V186H104ZM119 187H122L123 188V190H122V188H119ZM168 185V184H167ZM166 185V186H167ZM172 185V184H171ZM201 185V184H200ZM206 185V184H205ZM217 185V184H216ZM2 186V185H1ZM113 186V187H112ZM155 186V185H154ZM159 186V185H158ZM184 186H187V184L186 185H184ZM191 186V185H190ZM197 186V185H196ZM211 186V185H210ZM233 186V185H232ZM3 187V186H2ZM105 187V188H104ZM109 187L110 188H112L111 189V195H110V192H108L107 190H106V188L107 189H109ZM118 187V188H117ZM165 187V186H164ZM173 187H175L174 185H173ZM176 187V188H177ZM224 187V186H223ZM103 188V189H102ZM113 188H115V189H113ZM163 187H161V189H162ZM210 188V187H209ZM236 188V187H235ZM88 189V188H87ZM87 189H85V191H87ZM117 189H119L120 191H121V193L122 192H124V193H122V194H125V195H123V199L121 198H119V199H117V198H113L114 200L115 199H117V200H119L120 202H122V203H120L119 201H117V204H115L116 205V207H115V205H110L109 204V206L107 205V201H105V200H107V195H110L109 197H110V199L112 198V195H113V197H116L115 196V194L112 192L113 190H116V191H119V190H117ZM148 189H150V191L148 190ZM208 189V188H207ZM212 189H214V187L212 188ZM240 189H241V187H240ZM103 190V191H102ZM195 190V189H194ZM226 190V189H225ZM243 190V189H242ZM255 190V189H254ZM85 191H84V193H85ZM102 191V192H101ZM110 191V190H109ZM214 191H216L215 189H214ZM213 191V194H215V192ZM262 191V190H261ZM80 192V194H78ZM88 192V191H87ZM106 192V193H105ZM140 192H142V196H141V193ZM147 192V194L146 195H144L145 193ZM186 192V191H185ZM234 192V191H233ZM1 193V192H0ZM98 193V194H99ZM108 193V194H107ZM174 193V192H173ZM205 193H208V192H205ZM211 193V192H210ZM81 194L83 195V196H81ZM107 194V195H106ZM209 194V193H208ZM208 194H206V196H208ZM218 194H219V192H218ZM75 195H77V196H79L78 198H80V199H82L81 197H83V199L81 200V201H79L77 198V203L78 204H81L80 202H82L83 200H85L89 205H83L82 204V207H86V208H82V207H80V205H78L77 203H75L76 201L74 200L73 201V199H74V197H75ZM148 195V196H147ZM168 195V194H167ZM205 195V194H204ZM243 194H241V196H242ZM3 195H1L0 194V201L2 200L3 201V199L1 198ZM12 196V197H11ZM76 196V197H77ZM81 196V197H80ZM98 196V195H97ZM101 196V195H100ZM104 196V197H103ZM122 196V195H121ZM120 196V197H121ZM149 198L148 200V202L146 201L145 203L146 204H144V201H142L143 199L145 200V198H147V197ZM205 196V197H206ZM219 196V195H218ZM226 196V195H225ZM228 196V195H227ZM244 196V195H243ZM248 196V195H247ZM87 197V198H86ZM109 197H108V199H109ZM142 197V198H141ZM186 197V196H185ZM209 197V196H208ZM207 197V198H208ZM211 197H217V193H216V196L215 195H211ZM236 197V196H235ZM22 198V200H20V199ZM84 198H86V199H84ZM141 198V199H140ZM156 198H159L160 200H158V202H157V200H156ZM201 198V197H200ZM237 198V197H236ZM25 199V201H29V200H31V202H24L23 200ZM112 199V200H113ZM209 199H210V197H209ZM209 199H207V200H209ZM230 199V198H229ZM17 200V201H16ZM89 202H88V201ZM101 200V199H100ZM147 200V199H146ZM201 200V199H200ZM206 200V199H205ZM226 200V199H225ZM234 199L232 198V201H233ZM19 201V202H18ZM22 201V202H21ZM102 201H101V203H102ZM165 201V202H164ZM235 201H236V199H235ZM248 200H247V198H245V196L242 198V200H241V202H242V206H245V205H247V202ZM95 202V201H94ZM178 202V201H177ZM209 202H211V201H209ZM220 202V201H219ZM225 202V201H224ZM1 203H4V201L3 202H1ZM0 203V204H1ZM83 203H84V201H83ZM113 203V202H112ZM227 203H229V202H227ZM5 204V203H4ZM172 204V203H171ZM118 205H120V206H118ZM125 205H127L126 203H125ZM2 207H0V208H2V211L0 210V214H1V216H0V242H3V246H4V244L6 243H4V241H6L5 240V237H6V235L7 234H4L5 233V231L6 232H8V228H7V224H9V226H12L13 224H11V223H13V222H11V217H10V215H9V213H7V209L5 208L6 206H4L3 207V204L1 205ZM90 206V207H89ZM112 206V207H111ZM181 206V205H180ZM215 205H213L212 206V210L214 209L213 207H214ZM217 206H220L219 204H217ZM229 206V205H228ZM232 206V205H231ZM211 207V206H210ZM216 207V206H215ZM122 208V207H121ZM151 210H150V209ZM206 208H208L207 206H206ZM9 209V208H8ZM187 209V208H186ZM205 209V208H204ZM216 209H217V207H216ZM116 210V211H117ZM209 211H212V210H210V209H208ZM220 210V209H219ZM127 211V212H126ZM149 211H151L150 213H152L151 215L148 213ZM199 211V210H198ZM206 211V210H205ZM254 211V210H253ZM157 212V215L155 214ZM202 212H204L203 210H202ZM237 212H239V211H237ZM210 214L212 213V212H209ZM219 213V212H218ZM223 213V212H222ZM131 214H133L132 216H134V218H133V220H131ZM204 214H205V212H204ZM208 214V213H207ZM213 214L214 213H212V215H210V216H213ZM217 214V213H216ZM215 214V215H216ZM235 214H236V212H235ZM248 214V216L247 217H245L246 219H245V221H247L248 223L249 222H252V218H251V214H252V212H246V214L245 215H247ZM258 214V213H257ZM3 215V216H2ZM223 215V214H222ZM227 215V214H226ZM226 215H224L225 216V218H226ZM94 216H96L97 217V219L94 217ZM217 216V215H216ZM224 216H222V217H224ZM230 216V215H229ZM240 216V215H239ZM238 216V217H239ZM2 217V218H1ZM43 217V218H42ZM112 217V218H111ZM189 217V216H188ZM187 217V218H188ZM232 217V216H231ZM238 217L236 216V215H233V219L234 218H236L235 219V223L237 222V221H239L238 220ZM9 218H10V220H9ZM211 219L209 220V221H207V222H209L210 223V221H212V217H210ZM214 218V217H213ZM31 219V221L33 220L32 218H30ZM127 219L129 220L128 222H127ZM224 219V218H223ZM221 220V221H224V220H226V219H224V220ZM227 219H230V218H227ZM232 219V220H233ZM262 219V218H261ZM131 220V221H130ZM205 220V219H204ZM214 220V219H213ZM216 220H218V219H216ZM241 220V219H240ZM112 221V220H111ZM113 221H114V219H113ZM219 221V220H218ZM227 221V220H226ZM229 221V220H228ZM231 221V220H230ZM32 222H35L34 220L32 221ZM115 222V221H114ZM113 222V223H114ZM186 222H187V219H186ZM189 222V221H188ZM187 222V223H188ZM214 222H216V221H214ZM15 223V222H14ZM37 223V222H36ZM224 223H225V221H224ZM175 224V223H174ZM216 224V223H215ZM226 224V223H225ZM228 224V223H227ZM7 225V226H6ZM14 225H16V224H14ZM13 225V226H14ZM25 225V224H24ZM94 227H93V226ZM159 225V226H158ZM188 225H189V223H188ZM249 225H250V223H249ZM248 225V227L246 228L245 227V229L246 230H248V228H249V230L251 231V229H253V227L254 226H249ZM6 226V227H5ZM8 226V227H9ZM116 226V225H115ZM114 226V227H115ZM186 226V225H185ZM211 226V225H210ZM210 226H209V228H210ZM247 226V225H246ZM16 227V226H15ZM41 227V226H40ZM113 227V228H114ZM124 227V226H123ZM126 227V226H125ZM128 227V226H127ZM156 227H157V229H156ZM224 227V226H223ZM6 228H7V230H6ZM10 229L11 228H13V227H9ZM20 228V227H19ZM228 228H230V227H228ZM234 228V227H233ZM238 228V227H237ZM237 228H235V230L233 229V231L231 230V229H229L230 231H227V233L226 234H223V232H220V228L217 226V225H215L214 227H212V232H211V238H212V240L214 241V239L213 238H215L216 239V241H217V246H219L218 247V249H219V252H221L222 253V255H221V253H220V255H221V258H219L218 260H219V262H220V264H228V262H227V259H228V257L227 256H229V255H231V254H229V252H228V254L229 255H227V256H225L224 257V255H223V252H224V254H225V251H222V249L223 250H225L226 248L225 247H227V248H229L228 247V245L231 247H233V246H235V244L236 243H239V242H236V240L238 241V240H240L239 238H241L242 239V237H240V234H239V237H238V231H239V228H238V230L236 231V229ZM255 228V227H254ZM182 229V228H181ZM225 229H226V227H225ZM241 229V228H240ZM18 230V229H17ZM91 230H93L92 232H91ZM109 230H110V228H109ZM113 229L111 228V231H112ZM114 230H115V228H114ZM117 230V229H116ZM128 230H129V228H128ZM211 230V229H210ZM10 231V230H9ZM12 231V230H11ZM10 231V232H11ZM117 231H119V230H117ZM192 231V230H191ZM236 231V232H235ZM250 231H248L249 232V234H250ZM133 232L131 233H129V235L131 234V236L133 235H135L136 236V234L138 233V231H136V234L134 233L133 234ZM163 232H165V231H163ZM247 232V231H246ZM189 233V232H188ZM27 234V233H26ZM35 234V233H34ZM54 234V235H53ZM118 234V233H117ZM165 234V233H164ZM245 234V233H244ZM116 235V234H115ZM48 234H47V237H50ZM118 236V235H117ZM116 236V237H117ZM141 236V238H139V239H142V241H140V242H143V243H145V241H143L144 239H143V237ZM160 236H161V233H160ZM162 236H163V234H162ZM165 236V235H164ZM188 236V235H187ZM262 236V235H261ZM42 237V236H41ZM59 237V236H58ZM115 237V238H116ZM137 237H138V234H137ZM158 237H159V235H158ZM237 237H238V239H237ZM7 238V237H6ZM52 238H50L51 240H52ZM53 238V239H54ZM167 238V239H168ZM43 239V238H42ZM47 239H49V238H47ZM137 239V238H136ZM135 239V240H136ZM166 239V238H165ZM258 239H259V237H258ZM32 240V239H31ZM55 240V239H54ZM61 240V239H60ZM117 240V239H116ZM123 240V239H122ZM134 239H133V237H132V239H131V241H133ZM138 240V239H137ZM187 240V239H186ZM254 240V239H253ZM46 241V240H45ZM47 241H49V240H47ZM46 241V243H48ZM123 241H125V240H123ZM167 241V240H166ZM172 241V240H171ZM215 241V242H216ZM252 241V240H251ZM12 243H13V241H11ZM10 242V243H11ZM49 242H51V241H49ZM137 242V241H136ZM151 242V241H150ZM149 241H148V243H150ZM156 242L158 243V241L156 240L155 241V244H156ZM167 242H170L169 240L167 241ZM174 243H175V241H173ZM105 243H107V244H105ZM142 243V244H143ZM147 243V242H146ZM162 243V242H161ZM164 243V242H163ZM166 243V242H165ZM177 243V242H176ZM175 243V244H176ZM195 243V242H194ZM257 243V242H256ZM259 243V242H258ZM257 243V244H258ZM53 244V243H52ZM57 244V243H56ZM119 244V245H118ZM139 244V243H138ZM153 244H154V240H153ZM173 244V243H172ZM182 247V251H183V254H182V252H178L179 254H181L180 256L182 257H177L178 258V260L175 258L174 259V256H173V258H168L167 256H165V257H167L165 260H161L160 258L162 257V255H161V257L159 258L158 257V251L156 252V250H158L157 249V245L156 246H153L154 248L153 249H156V250H152V252H153V254L151 255L152 256V259H150V261L151 262H153L152 264H157V261L159 262V260H161L162 261V263H164V264H198V262H197V260H190L189 259V255H188V251L189 250H186L187 248H186V246H183V243L181 244V243H179ZM254 244V243H253ZM0 245H1V243H0ZM47 245V244H46ZM46 245H45V247H46ZM118 245V246H117ZM137 245V244H136ZM135 245V246H136ZM145 245V244H144ZM150 245V244H149ZM158 245H159V243H158ZM241 245V244H240ZM2 246V247H3ZM16 246V245H15ZM14 246V247H15ZM29 246V245H28ZM42 246V245H41ZM48 246V245H47ZM109 246V245H108ZM111 246V245H110ZM122 246V245H121ZM160 246H162V244L160 245ZM165 246H167V244L165 245ZM165 246H163V247H165ZM169 246H170V244H169ZM175 246V245H174ZM177 246V245H176ZM179 246V245H178ZM258 245H255V249H258V248H256ZM5 247V246H4ZM90 247H92V250L94 251H90ZM106 247L108 248V249H110V251H111V249L112 250H114V251H111L110 253H108L107 254V249H106ZM123 247V246H122ZM138 247V246H137ZM136 247V248H137ZM140 247V246H139ZM143 247V246H142ZM186 249H185V248ZM191 247V246H190ZM253 246L251 245V248H252ZM102 248V249H101ZM114 248H116V249H114ZM145 248H147V247H145ZM149 248V247H148ZM150 248H151V245H150ZM168 248V247H167ZM225 248V249H224ZM235 248V247H234ZM247 248H249V247H247ZM246 248V249H247ZM251 248H250V250H251ZM133 249V248H132ZM138 249V248H137ZM142 249V248H141ZM144 249V248H143ZM171 249H173L172 247H170V250ZM177 249V248H176ZM244 249V248H243ZM1 250H3V249H1ZM125 250V249H124ZM147 250V249H146ZM165 250V249H164ZM166 250H168L167 252H169V249H166ZM196 250V249H195ZM194 250V251H195ZM259 250V249H258ZM6 251V250H5ZM60 251V250H59ZM109 251V250H108ZM144 251V250H143ZM161 251H162V249H161ZM229 251V250H228ZM254 251V250H253ZM20 252V251H19ZM61 252V251H60ZM64 252V251H63ZM88 252H93L94 253V255L92 256H87L86 255V253H88ZM160 252V251H159ZM166 252V253H167ZM176 252V251H175ZM174 252V253H175ZM190 252V251H189ZM218 252V251H217ZM234 252H235V249H234V251L232 252L233 254V256L231 257V256H229V257H231L232 258V260H229V261H231V264H245V262H247V260L245 261L243 258L245 257H243V256H240V255H238L237 254V252L234 254ZM248 252L250 253V251L248 250ZM6 253V252H5ZM8 253V252H7ZM134 253V252H133ZM140 253V252H139ZM144 253H147V252H144ZM177 253V252H176ZM177 253V254H178ZM231 253V252H230ZM10 254V253H9ZM61 254V253H60ZM65 255L64 257L67 259V257L66 256H68V255ZM70 254V253H69ZM110 254H111V256H110ZM125 254V253H124ZM132 254V253H131ZM158 254V255H157ZM163 254L165 255V253H164V251H163ZM176 254V255H177ZM251 254V253H250ZM21 255V254H20ZM71 255V254H70ZM123 255V254H122ZM133 255V254H132ZM140 255V254H139ZM139 255H138V257H139ZM148 255V254H147ZM146 255V256H147ZM163 255V256H164ZM167 255V254H166ZM171 255H172V253H171ZM173 255H175V254H173ZM183 255V256H182ZM1 256V255H0ZM10 256V255H9ZM9 256H5V257H0V264H7V262L8 261H10L9 263L11 264V262L13 261V259H14V261H16V259H15V257H14V255L13 256H11V257H9ZM49 256H50V254H49ZM72 256V255H71ZM70 256V257H71ZM124 256H126V255H124ZM141 256V255H140ZM178 256V255H177ZM14 257V258H13ZM18 257V256H17ZM69 257V256H68ZM89 257L91 258V259H89ZM134 257V256H133ZM149 257V256H148ZM176 257V256H175ZM261 257V256H260ZM71 258V259H72ZM93 258V259H92ZM109 258V259H108ZM114 258V259H113ZM129 258V257H128ZM147 258V257H146ZM151 258V257H150ZM158 258V259H157ZM179 258H181V259H179ZM207 258V257H206ZM227 258V259H226ZM112 259V260H111ZM115 259H117V261L115 260ZM135 259H138V260H135ZM135 261H139L140 259L139 258H136V256H135ZM163 259V258H162ZM226 260V263H225V260ZM257 259V261H258V257L256 258ZM256 259H254V260H256ZM2 260L4 261V263H2ZM19 260V259H18ZM38 260V259H37ZM64 260V259H63ZM94 262H93V261ZM109 260V261H108ZM128 259H126L125 260V262L127 261ZM251 260V259H250ZM97 261V262H96ZM116 261V262H115ZM119 261V262H118ZM129 261V260H128ZM140 261H142V259L140 260ZM139 261V262H140ZM160 261V262H161ZM199 261V260H198ZM201 261L202 262H205V264H209V259H208V261H206V259H204V261L201 259ZM201 261H199L200 263L199 264H201L202 262ZM17 262V261H16ZM21 262V261H20ZM22 262H24V261H22ZM143 263H144V261H142ZM146 262V261H145ZM211 262V261H210ZM254 262H256V261H254ZM12 263H14V262H12ZM19 263V262H18ZM130 263V262H129ZM131 263L133 264V260L131 261ZM135 263V262H134ZM148 263V262H147ZM211 263H213V262H211ZM23 264V263H22ZM65 264V263H64ZM136 264H137V262H136ZM216 264V263H215Z\"/></svg>","mask_w":264,"mask_h":264},{"label":"clouds","instance_id":"9594fccd","mask_svg":"<svg viewBox=\"0 0 264 264\" xmlns=\"http://www.w3.org/2000/svg\"><path fill=\"white\" fill-rule=\"evenodd\" d=\"M75 93L69 76L61 77L58 85L41 89L37 93V103L29 114L28 123L13 130L9 145L21 160L38 154L42 147L51 145L66 161V172L75 176L78 166L67 150V140L56 128L58 115L63 111L77 126L83 120L82 110L75 107ZM62 101H66L62 103ZM31 169L25 168V175L31 176ZM94 200V197H89Z\"/></svg>","mask_w":264,"mask_h":264}]
</instances>
